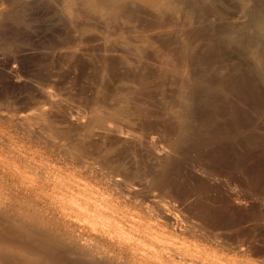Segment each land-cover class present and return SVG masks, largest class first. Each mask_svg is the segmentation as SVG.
Segmentation results:
<instances>
[{
	"label": "bare ground",
	"instance_id": "1",
	"mask_svg": "<svg viewBox=\"0 0 264 264\" xmlns=\"http://www.w3.org/2000/svg\"><path fill=\"white\" fill-rule=\"evenodd\" d=\"M31 1V0H30ZM29 1V2H30ZM52 1V0H51ZM50 1V3H51ZM264 2V0H261V2ZM35 1H33V3H35ZM231 2V1H230ZM259 0H236V6H238V8L236 10H238V14L237 15H233L232 12H230V9H234L232 8L233 5L229 4V0H58V5L56 4V6H60L59 9V14L60 17L63 19V21L68 22L72 27L75 26L76 24L78 26V24L81 23H77V21H79L80 19L82 21H84L83 23V28H79L82 27V25L78 26L79 30L77 27V29L80 31V36L77 35L74 36V38H78V40L82 41L81 37L83 33L88 32V30H91L93 28H95L96 30L98 28H100V26H96L95 24L99 25L101 23L102 24H107L108 22H110L112 25V21L117 23H114V29L116 28V24H118V20L120 21L118 15H124V17L130 18V20H132V17L137 18L138 21H144L142 23H144L145 29H149V33L148 35H152L150 34V29H156L155 31H159L158 34H163V36L160 37H165L167 35L170 34L171 37H169L167 40L171 41L168 42L172 43L171 45H173V47H171L170 45V49L168 48V46L164 45V41L165 38L163 39L164 41H161L163 44L162 48L164 49V47L168 48L167 51L165 53L164 50L166 49H162L163 50V54L162 58H163V65L162 68L164 66L163 69H165V71L170 74L172 77L171 79L173 80V84L175 83V85L177 86V88H179V90L177 91V98H175V100L177 99L178 104H176L173 101V105L174 103L176 104L175 108H173L171 114H172V118L175 122V127L173 126L171 128V130L174 128H176V130L174 131L175 133L172 132V134H174L173 136L170 137L171 132L169 134V138L168 139V143H167V148L161 147L157 150L154 149V156L155 158L159 159L158 161H160L161 163L164 160H168L170 156H173L174 158L177 156L176 154L178 153L179 150H183L181 145L183 144V142L185 141L186 138V134L188 133V131H190L191 129L194 130V126H191V117L192 112H194V110L196 111V109L194 108V106L192 107V104H194L195 102H191V100L194 98L192 97V99H190L191 97H189L190 92L192 96V90L193 89H198V87H200L202 85V74L200 73V69L197 70V68L200 66L199 64H202V60L196 62V58L197 54L195 53L194 50H196L193 47V41L191 42L189 39H187V37L189 36V32L192 30H195L194 27L191 30V26L192 25H196V27L200 26V29H203V32L205 30V32H212L214 33L215 37L217 36L219 38V40H222V43L226 46L223 45V47H225L224 50H227L226 55L223 54L222 56V49L221 47L219 49H221L222 53L221 56L222 57H226L232 53L234 54L237 53L236 49L237 47L241 48L242 51L238 52L235 55L240 56L239 61L240 63L238 65H235L231 68L229 67H222L221 66V70L220 72L223 73V69L225 71H229V73H233V71L238 70V72H242L239 73V75L241 74V76L243 75V77L246 78H252L254 79L253 82L256 83V85L262 86L264 87V4L263 2L261 3ZM12 3V0H0V23L2 24V22H4L5 20L3 18H5L6 15L9 14V10L12 9L10 8ZM32 3V2H31ZM30 3V4H31ZM21 4V3H19ZM37 4V2H36ZM43 4V3H42ZM18 5V3H17ZM20 6V5H19ZM25 6V5H24ZM23 6V7H24ZM29 6V5H28ZM41 6V5H40ZM16 7V6H15ZM14 7V8H15ZM137 7V8H136ZM201 7H203L201 9ZM10 8V9H9ZM25 8V7H24ZM30 8V7H29ZM49 8V7H48ZM135 8L136 10L132 9ZM141 8H144L146 10V8H149V11L151 10L152 13L151 16H149L146 11L148 10H142ZM22 9V8H21ZM141 9V10H139ZM202 10V11H201ZM13 11V10H12ZM58 11V10H57ZM148 13L150 14L151 11ZM201 13H199V12ZM49 12V11H48ZM55 12V11H54ZM33 13V12H32ZM199 13V14H198ZM31 14V13H30ZM50 14V13H48ZM201 14V15H200ZM232 14V15H231ZM135 15V16H134ZM200 16V17H199ZM213 16L215 18L211 19L210 17ZM59 17V18H60ZM53 18V17H52ZM121 18V17H120ZM4 20V21H1ZM32 20V19H31ZM92 20H96L95 22H100V23H95ZM135 20V19H134ZM49 21V20H48ZM57 21V20H55ZM94 22V23H91ZM217 21H219L217 23ZM43 22V21H42ZM52 22V21H50ZM88 23L87 27H84V24ZM104 22V23H103ZM107 22V23H105ZM126 24V21H121V23ZM134 22V21H133ZM7 23V22H6ZM76 23V24H75ZM122 23V24H123ZM140 24L134 25L136 27H139V25H141V22H139ZM18 24V23H17ZM109 24V23H108ZM215 24H219V25H215ZM67 25V23H66ZM110 27H113V26ZM130 25V24H127ZM143 25V24H142ZM5 26V24H4ZM45 26V25H44ZM52 26V25H51ZM56 26V25H55ZM104 26V25H103ZM119 24L117 25V29ZM121 26V25H120ZM132 26L133 28H130L128 26L124 27V28H120V33L118 34L119 30L117 33L116 30L115 32H113V35H117L114 36L112 35L113 38H115L114 43H112L110 41V38L112 37H106V38H101L103 41H99L100 45L102 47H100L101 51H99V57H103L101 58V60H103V64L104 67L102 70L105 71H109L106 67H111L110 65H107L108 63H112L114 62L115 64L121 67V71L122 68L125 70L122 73H124L123 75H121L122 77H120V81L118 82H122L121 80H126L124 81L125 83L131 79V77L133 76L131 71H135L138 70L140 67V65L142 64H147V61L151 58L149 56L146 58V55L148 56V54L146 53L150 47L154 44L150 37L148 35H146L147 33L144 30L140 31L141 35L137 34L139 30H136V28ZM50 27V26H49ZM53 27V26H52ZM75 27H73L75 29ZM98 27V28H97ZM143 27V26H142ZM142 27H139L142 28ZM147 27V28H146ZM190 27L189 32H186V28ZM22 28V27H21ZM70 28V27H69ZM127 28V29H126ZM144 28V27H143ZM23 29V28H22ZM63 29V28H62ZM59 29V30H62ZM72 29V28H71ZM72 29V31H76ZM103 29V28H102ZM109 28L108 27V31H106L107 29L105 28V31L110 35L109 32ZM11 30V29H10ZM9 30V31H10ZM69 30V29H68ZM77 30V31H78ZM99 30V29H98ZM4 31V30H3ZM24 31V30H22ZM56 31V30H55ZM101 32L104 31L100 30ZM104 31V32H105ZM154 31L155 34H153V36H151L152 38L155 37V35L157 36L156 32ZM45 32V31H44ZM64 32V31H63ZM67 31H65L64 33L66 34ZM103 32V33H104ZM152 32V31H151ZM168 34H167V33ZM193 32V31H192ZM197 33V31H195ZM1 33H3L1 31ZM7 33V32H6ZM10 33V32H9ZM13 33V31H12ZM22 33V32H21ZM27 33V32H25ZM91 33V32H89ZM115 33V34H114ZM167 35H166V34ZM193 33V34H196ZM199 33V32H198ZM197 33V34H198ZM250 33V35H249ZM5 34V33H4ZM8 34V33H7ZM46 34V33H45ZM70 34V32H69ZM75 34V33H74ZM92 34V33H91ZM112 34V32H111ZM145 34V35H144ZM200 34V33H199ZM205 34V33H204ZM11 35V34H10ZM9 35V37H10ZM40 35V34H39ZM55 35V34H54ZM63 35V34H62ZM86 35V34H85ZM101 35V34H100ZM107 35V36H109ZM201 35V34H200ZM208 35V34H207ZM34 36V35H33ZM48 36V35H47ZM64 36V35H63ZM98 36V35H97ZM111 36V35H110ZM191 36V35H190ZM213 36V35H212ZM4 37V36H3ZM32 37V36H31ZM37 37V36H36ZM66 37V36H65ZM70 37V36H69ZM68 37V38H69ZM72 37V35H71ZM86 37V36H85ZM84 37V40L87 42V38ZM88 37V36H87ZM89 37H91L89 35ZM93 37V35H92ZM96 37V36H95ZM173 37V38H172ZM206 37V36H204ZM210 37V36H209ZM207 37V39L209 38ZM214 37V38H215ZM24 38V37H22ZM43 38V37H42ZM73 38V37H72ZM100 37H96L97 41L99 40ZM170 38H172L171 40H169ZM32 39V38H31ZM89 39V38H88ZM94 39V38H93ZM95 39V40H96ZM117 39V41H116ZM155 38H153L154 40ZM162 40V38H160ZM201 39L203 40V38L201 37ZM69 40V39H68ZM114 40V39H113ZM167 40L165 42H167ZM193 40V39H192ZM195 40V39H194ZM198 40V39H196ZM213 40V39H212ZM217 40V42L219 41ZM66 41V40H65ZM71 41H75L73 39H71ZM70 41V42H71ZM80 41L78 43V41H75L78 43V45H82L84 41H82L80 44ZM91 42H94L93 40L90 39ZM156 41H158L159 43V39H157L156 37ZM173 41V42H172ZM200 41V40H199ZM210 41V40H209ZM219 41V42H220ZM69 42V43H70ZM75 42H71L70 45L75 44ZM89 42V41H88ZM87 42V43H88ZM160 42V43H161ZM195 45L196 46V41ZM207 42V41H206ZM215 43V41H213ZM216 42V43H217ZM68 43V45H69ZM153 43V44H152ZM156 42V44H158ZM159 43V44H160ZM193 43V44H192ZM203 43V42H202ZM201 43V44H202ZM215 43V44H216ZM59 44V43H58ZM90 44V43H89ZM94 44V43H93ZM143 44H152L151 46L148 45V50L145 51V55H144V50L145 48ZM155 44V48L157 46L158 51L159 48L161 47V45H156ZM166 44V43H165ZM206 44V43H205ZM219 44V43H218ZM66 45V44H65ZM64 46L65 49L69 47L68 51L66 49V52L68 53L70 50V46ZM77 45V44H76ZM84 45H87L86 43ZM175 45V47H174ZM204 45V43L202 44ZM220 45V44H219ZM218 45V46H219ZM222 45V44H221ZM234 47L235 49H233L232 47ZM234 45V46H233ZM83 46V45H82ZM80 46V50L81 47ZM88 46V45H87ZM159 46V47H158ZM210 46V45H209ZM237 46V47H236ZM73 47V46H72ZM86 47V46H85ZM89 47V46H88ZM87 47V49H89ZM154 47V46H152ZM212 47V45H211ZM57 48V47H56ZM77 49V47H75ZM84 48V47H82ZM94 48H97L94 47ZM147 48V47H146ZM174 48V49H173ZM198 48V47H197ZM209 48V47H208ZM216 48V47H214ZM232 48V49H231ZM239 48V49H240ZM52 49V48H51ZM74 49V48H71ZM85 49V48H84ZM86 49V50H87ZM98 49V48H97ZM153 49V48H152ZM160 49V50H161ZM173 49V50H171ZM210 49V48H209ZM218 49V48H217ZM54 50V49H53ZM60 50V49H59ZM63 50V48H62ZM95 50V49H94ZM146 50V49H145ZM155 50V49H153ZM157 50V49H156ZM155 50V52H156ZM198 50V49H197ZM208 50V49H207ZM235 50V51H234ZM49 51V50H47ZM52 51V50H51ZM64 51V50H63ZM79 50L76 51V54ZM98 51V50H97ZM157 51V52H158ZM173 53V51L175 52V54L177 53L176 56H174L175 54L171 55L169 54V52ZM200 51V50H199ZM205 50H203L204 53ZM214 51V50H213ZM220 51V50H219ZM239 51V50H238ZM71 52H73L71 50ZM85 52V50H84ZM117 53L116 57H110L111 54L113 53ZM152 55V50H150ZM149 52V53H150ZM154 52V53H155ZM198 52V51H197ZM202 52V50H201ZM215 52V51H214ZM57 53V52H55ZM80 53V52H79ZM90 53V52H89ZM110 53V54H109ZM153 53V54H154ZM206 53V52H205ZM211 53V52H210ZM217 53V52H216ZM220 53V52H219ZM66 54V53H65ZM72 54V53H71ZM73 54H75V51L73 52ZM72 54V55H73ZM81 54V53H80ZM86 54V53H85ZM109 56H108V55ZM202 54V53H201ZM70 55V54H68ZM87 55V54H86ZM92 55V54H91ZM157 54H155L154 56L156 57ZM160 55V54H159ZM171 55V56H170ZM207 55V54H205ZM203 55V56H205ZM212 55V54H211ZM218 55V54H217ZM244 57V59L241 57ZM3 56V55H2ZM1 56V58H2ZM10 56V55H8ZM63 56V55H61ZM71 56V55H70ZM75 56V55H74ZM80 56V55H79ZM93 56V55H92ZM143 56L148 59L146 61V63H144V59ZM174 56V59L172 58ZM216 56V55H215ZM220 56V55H219ZM232 56V55H231ZM153 57V56H152ZM178 57V58H177ZM202 57V56H201ZM200 57V58H201ZM209 56H207L208 58ZM10 58V57H9ZM49 58V56H48ZM58 58V57H57ZM65 58V57H63ZM62 58V59H63ZM68 58V56H67ZM73 58V57H71ZM176 58V59H175ZM242 58V61L240 60ZM41 59V58H39ZM158 59V58H157ZM160 59V58H159ZM206 58L204 57V60ZM220 59V58H219ZM218 59L217 62H219L220 60ZM48 60V59H47ZM56 60V59H55ZM69 60V59H68ZM162 61V59H160ZM217 60V59H216ZM222 60V59H221ZM224 60V59H223ZM238 60V59H237ZM50 61V60H49ZM85 61V60H84ZM92 61V60H91ZM110 61V62H109ZM155 61V59H154ZM207 61V60H205ZM55 62V61H54ZM88 62V61H87ZM98 62V60H97ZM152 62V61H151ZM225 62H228V60ZM230 62V61H229ZM236 62V61H235ZM48 63V62H47ZM84 63V62H83ZM119 63V64H118ZM153 63V62H152ZM161 63V62H160ZM234 63V62H233ZM51 64V63H50ZM151 64V63H150ZM149 64V65H150ZM155 64V62H154ZM159 64V61L157 63V65ZM209 64V63H208ZM207 64V65H208ZM224 64V63H221ZM245 64V66H243ZM80 65V64H79ZM84 65V64H83ZM91 65V64H90ZM160 65V66H161ZM227 65V64H226ZM230 65V64H229ZM228 65V66H229ZM10 66V65H8ZM7 66V67H8ZM35 66V65H34ZM86 66V65H84ZM83 66V67H84ZM92 66V65H91ZM115 67V65H113ZM144 66V65H143ZM147 66V65H146ZM154 66V65H153ZM152 69H154L157 66H154ZM231 66V65H230ZM56 67V66H55ZM81 67V68H83ZM88 67V66H87ZM113 67V68H114ZM218 67V66H215ZM61 68V67H60ZM77 68V67H76ZM102 68V67H101ZM112 68V69H113ZM201 68V67H200ZM208 68V67H207ZM36 69V68H35ZM48 69V68H47ZM52 69V68H51ZM56 69V68H55ZM58 69V68H57ZM65 69V68H64ZM70 69V68H69ZM80 69V68H79ZM85 69V68H83ZM95 69V68H94ZM116 69V67L114 68ZM145 69V68H144ZM142 69V70H144ZM160 69V68H158ZM161 69V71L163 70ZM204 69V68H201ZM220 69V68H218ZM59 70V69H58ZM61 71L62 68L60 69ZM68 70V69H67ZM96 70V69H95ZM100 70V69H99ZM117 70V69H116ZM115 70V71H116ZM119 70V69H118ZM142 70L140 71L142 74ZM146 70V69H145ZM205 70V69H204ZM216 70V68H215ZM0 71H2L0 69ZM35 71V70H34ZM48 71V70H47ZM51 71V70H50ZM85 71V70H84ZM83 71V72H84ZM113 71V70H112ZM127 71V72H126ZM159 71V70H158ZM160 71V72H161ZM164 71V70H163ZM203 71V70H202ZM92 72V71H91ZM117 72V71H116ZM138 72V71H137ZM145 72V71H144ZM204 72V71H203ZM217 72V71H216ZM236 72V71H235ZM234 72V73H235ZM237 72V73H238ZM34 73V72H32ZM58 73V72H56ZM104 75L105 72L103 71ZM108 73V72H107ZM110 73V71H109ZM139 73V72H138ZM155 73V72H154ZM153 73V75H154ZM157 73V72H156ZM159 73V72H158ZM164 75L166 74L165 72H163ZM221 73V74H222ZM225 73V72H224ZM224 73L221 75V77H224ZM227 73V74H226ZM225 75L230 76V74L228 75V72H226ZM42 74V73H41ZM52 74V73H51ZM50 74V75H51ZM63 74V73H62ZM120 73H118L119 75ZM6 75V74H5ZM54 75V74H53ZM83 75V74H82ZM98 75V74H97ZM96 75V76H97ZM108 75V74H107ZM113 75V73H112ZM139 75V74H138ZM219 75V76H220ZM237 75V74H236ZM29 76V75H28ZM57 76V75H56ZM77 76V75H76ZM109 76V75H108ZM107 76V77H108ZM137 76V74H136ZM135 75L132 77V79L134 77H136ZM143 75L141 76V79ZM145 76H147V74H145ZM152 76V75H151ZM159 76V75H158ZM163 76V74L161 75ZM211 76V75H209ZM227 76H225L224 78L226 79ZM233 76V74L230 76V78ZM49 78V76H47ZM87 77V76H86ZM106 77V78H107ZM114 77V76H113ZM154 77V76H153ZM215 77V76H213ZM76 78V77H75ZM78 78V77H77ZM90 78V77H89ZM93 78V77H92ZM97 78V77H96ZM117 78V77H116ZM130 78V79H129ZM149 78V77H148ZM157 78V77H155ZM165 78V77H164ZM167 78V76H166ZM165 78V79H166ZM219 78V77H218ZM223 78V79H224ZM229 78V77H228ZM235 78V77H234ZM243 78V79H244ZM60 79V78H59ZM58 79V80H59ZM83 79V78H82ZM94 79V78H93ZM104 79V77H103ZM118 79V80H119ZM136 79V78H135ZM133 79V80H135ZM139 79V77H138ZM146 81V77L144 78ZM160 79V77L158 78V80ZM164 79V80H165ZM204 79V78H203ZM207 79V78H206ZM213 79V78H212ZM210 78V80H208L209 82L212 80ZM217 79V78H216ZM215 79V80H216ZM233 79V77H232ZM232 79H230V81H232ZM238 79H242L241 77ZM236 79V82L237 80ZM251 79V80H252ZM53 80V79H52ZM116 80V79H115ZM132 80V81H133ZM140 80V79H139ZM148 80V79H147ZM162 80V79H161ZM163 80V82H164ZM213 80V81H215ZM234 80V79H233ZM248 80V79H247ZM6 81V80H5ZM45 81V80H44ZM50 81V80H49ZM80 81V80H79ZM84 81V80H83ZM112 81V80H111ZM144 80H141V82H145ZM151 81V80H150ZM155 81V80H153ZM170 82H172L171 80H169ZM204 81V80H203ZM207 81V80H206ZM226 81V80H224ZM224 81H219L217 87H219L218 89L222 92H226L230 91L229 89H232L231 87L228 89V85L225 84ZM229 81V82H230ZM243 81V80H242ZM250 80L247 81V83ZM34 82V81H33ZM103 82V81H102ZM123 82V83H124ZM136 82V81H135ZM134 82V83H135ZM138 83L140 81H137ZM149 82V81H148ZM147 82V83H148ZM157 82V80L155 81ZM160 82V80H159ZM168 82V81H167ZM166 82V83H167ZM228 82V81H226ZM235 82V83H236ZM35 83V82H34ZM44 83V82H43ZM72 83V82H71ZM86 83V81H85ZM94 84V82H92ZM97 83V82H96ZM109 83V81H108ZM158 83V82H157ZM208 83V82H207ZM211 83V82H210ZM214 83V82H213ZM252 83V81H251ZM253 83V84H254ZM31 84V83H30ZM82 84V83H81ZM102 84V83H101ZM104 84V82H103ZM137 84V83H136ZM145 84V83H144ZM156 84V83H155ZM163 84V83H162ZM212 84V83H211ZM38 85V84H37ZM87 85V84H85ZM92 85V84H91ZM96 85V84H95ZM109 85V84H108ZM107 85V86H108ZM138 85V84H137ZM142 85V84H141ZM151 85V84H149ZM148 85L147 88H149L150 86ZM154 85V84H153ZM157 85V84H156ZM169 85V84H168ZM208 85L209 84H205ZM233 85V84H232ZM236 85V84H234ZM36 86V85H35ZM43 86V85H42ZM45 86V85H44ZM93 86V85H92ZM106 86V87H107ZM124 86V85H123ZM121 86V88L123 87ZM127 85H125L122 89H120L119 91H114L113 89V94L112 92L109 93V91H106L108 93V95H106L105 93V97H108L107 99L110 100V102L108 103V100L106 98H100L101 100H99V96L100 93H103L102 91H99L100 88H98L96 90H94V97L92 100V104L91 101H89L91 105V111H90V115L88 114V119H89V123L84 122L85 120L83 117H81L82 121H76L74 119V122L76 121L78 123V125L75 124V126L78 127V129H86V134L87 136L90 134V132L92 133V131L94 130V128H102L103 130V135H107L108 133H112L113 129L116 130V128H111V126H113V124L110 126V121L116 118H123V117H128V113L126 109L128 108L125 104L127 103V101L130 98L131 103L133 104L134 99L131 100V96L129 97L128 93L130 91L131 86L129 85L127 89L126 88ZM140 86V85H138ZM144 86V85H143ZM152 86V85H151ZM160 86V85H159ZM174 86V85H173ZM172 86V87H173ZM176 86H175V90H176ZM212 86H214L212 84ZM210 86V87H212ZM243 86V84H242ZM246 86V85H245ZM32 87V85H31ZM34 87V86H33ZM40 87V86H39ZM58 87V86H57ZM89 87V86H88ZM98 87V86H97ZM100 87V86H99ZM113 87V86H112ZM118 86H116L115 88H117ZM120 87V85H119ZM118 87V88H119ZM197 87V88H196ZM239 87V86H238ZM250 87V86H249ZM252 87V86H251ZM261 87V88H262ZM42 88V87H41ZM103 88V87H102ZM101 88V89H102ZM132 88H134V86H132ZM146 88V87H144ZM154 88V87H153ZM157 88V87H155ZM240 88V87H239ZM36 89V88H35ZM82 89V87H81ZM92 89V88H91ZM96 89V88H95ZM104 90L107 88H103ZM136 89V88H135ZM141 89V87H140ZM139 89V92H140ZM164 89V88H163ZM173 89V88H172ZM192 89V90H190ZM201 89V88H200ZM254 89V88H253ZM108 90V89H107ZM133 90V89H132ZM138 90V89H137ZM143 90V89H142ZM150 90V89H149ZM162 90V87H161ZM190 90L187 94V91ZM242 90V89H241ZM244 90V89H243ZM255 90V89H254ZM264 90V89H263ZM46 91V89H45ZM92 91V90H90ZM136 91V90H135ZM133 90V93L135 92ZM144 91V90H143ZM142 91V94H143ZM166 91V90H165ZM195 91V90H194ZM197 91V90H196ZM257 91V90H256ZM255 91V92H256ZM28 92V91H27ZM39 92H41L39 90ZM115 92V95H114ZM138 92V91H137ZM145 93L147 92L146 90L144 91ZM155 92V91H154ZM171 92V91H170ZM203 92V89H202ZM237 92V91H234ZM91 93V92H90ZM89 93V94H90ZM148 93V92H147ZM156 93V92H155ZM165 93V92H162ZM175 93V91H174ZM199 93V91L197 92ZM233 93V92H232ZM258 93V92H257ZM3 94V93H2ZM6 94V93H5ZM37 94V93H36ZM86 94V93H85ZM132 94V93H130ZM158 94V93H157ZM169 94V93H168ZM228 94V93H227ZM254 94V93H253ZM260 94V93H259ZM34 95V94H33ZM69 95V94H68ZM87 95V94H86ZM118 95L121 98H115V96ZM149 95V94H148ZM156 95V94H155ZM167 95V93L165 94ZM165 95L163 94V96L165 97ZM201 95V92H200ZM215 95V94H214ZM213 95V96H214ZM236 95V94H235ZM238 95V93H237ZM236 95V96H237ZM243 94H241V97ZM7 96V95H6ZM37 96V95H36ZM43 97L45 100L44 102L40 105V98L37 100L38 103L34 104V102L32 103V106H28L26 107L25 105H22L23 102H20L21 106H25L26 109L21 110H16L17 108L15 107L16 103H14V109L9 110L8 108V112L7 114H0V121L3 119L5 122H7L8 124V129H10L8 135H3V127L2 129H0V264H127V260L128 259H132L133 261L139 262L140 264H264V247H259L254 243L250 242L247 244V241H243L242 243L239 244H235L232 245L229 242V237L224 236L226 234H224L223 229L220 228L221 223H218V221L213 218L214 216L212 214L208 213L209 211H207L206 209L208 208L207 205L201 204L198 205V203H192L186 199H182L183 197H179L178 198V194L176 198V195H174L172 197V195L170 197H172L171 201L169 200L168 196H167V202H162L161 200L156 201L154 199V201H152L150 204L149 203H144V204H137L134 201L137 200L139 197L145 196V194H147V188L146 190L144 189V184L143 182L141 183V179H143L142 177H144V179L146 178L145 175H141L135 172H131V175L133 176H126L127 174L123 171V173H125V178L127 177L129 179V176L132 180V177H137L138 176L140 178V180L138 179V182H131V180H127L125 181L122 177L123 175L120 176V173L117 175V177L115 176H110V182H106L108 183V185L105 186V182L103 183V185L105 186V188H103V197H101V193L97 192L93 189L87 188L88 186H86L85 188L81 187V183L78 181H75V179L71 181V177L69 175H67L65 173V171H63V169L61 170L59 167L54 166L52 163H50L49 161H45V158H42L41 156L38 155V152L35 150L34 152H30L31 149H27V147H25L24 145V136L25 133L27 132V135L29 136V134H31V136L33 137H38L40 134H47L46 131H42L45 130L46 127L44 125H48L50 124V122L47 124L49 119L48 117L45 116V107H44V103H47L48 105L50 104L51 107L50 109L47 108V110L49 109L51 112L52 109H54V106H60L61 107V103H59V100L56 99V96H54V94H52L49 90L45 93H40L39 97ZM59 96V95H58ZM76 96V95H75ZM89 96V95H88ZM138 96V95H137ZM141 96V95H139ZM145 96V95H144ZM151 97V95H149ZM172 96V95H171ZM174 96V94H173ZM198 96V95H197ZM205 96V95H204ZM211 96V97H213ZM233 96V95H232ZM239 96V95H238ZM237 96V97H238ZM250 96V95H249ZM4 97V95H3ZM3 97L1 98V102L4 99ZM18 97V95H17ZM129 97V98H128ZM136 96H133V98ZM143 97V96H142ZM257 97V96H256ZM10 98H13L12 96ZM15 98V97H14ZM26 98V97H25ZM35 98V97H34ZM38 98V97H36ZM73 98V97H72ZM80 98V97H79ZM83 98V97H82ZM139 98V97H137ZM144 98V97H143ZM147 99L149 97H146ZM152 98H153V94H152ZM155 98V97H154ZM171 98V97H170ZM209 98V97H208ZM219 98V96H218ZM232 98V97H231ZM259 98V97H258ZM28 99V97H27ZM31 99V98H29ZM70 99V98H69ZM78 99V98H77ZM150 99V98H149ZM148 99V102H149ZM166 99V98H163ZM173 99V97H172ZM197 98H195L196 100ZM214 99V98H212ZM244 99V97H243ZM242 99V100H243ZM16 100V99H15ZM14 100V101H15ZM22 100V99H20ZM36 100V99H34ZM43 100V99H42ZM63 100V99H62ZM71 100V99H70ZM138 100V99H137ZM141 100V98H140ZM146 100V99H143ZM161 100V99H160ZM158 100L160 103L161 101ZM169 99H167L168 101ZM174 100V99H173ZM238 100L240 101V99L238 98ZM5 101V100H4ZM8 101V100H7ZM24 101V98H23ZM136 101V100H135ZM151 101V99H150ZM164 101V100H163ZM172 100H170L171 102ZM224 101V100H223ZM229 101H231L229 99ZM237 101V100H236ZM238 101V102H239ZM245 101V100H244ZM260 101V100H259ZM264 101V100H263ZM11 102V100H10ZM18 102V101H17ZM32 101H29V103ZM61 102V101H60ZM64 103H67L66 101H63ZM74 102V101H73ZM100 102L103 103L100 104ZM145 102V101H144ZM148 102H145V104L147 105ZM206 102V101H205ZM227 102V101H226ZM232 102V101H231ZM246 102V101H245ZM251 102V101H250ZM258 102V101H256ZM6 103V102H5ZM4 103V104H5ZM108 103V104H107ZM143 103V102H142ZM156 103V102H155ZM157 103V107L158 108V104ZM167 103V102H165ZM164 103V104H165ZM204 103V102H203ZM210 103V102H209ZM233 103V102H232ZM242 103V102H241ZM244 103V102H243ZM247 103V102H246ZM8 104V102H7ZM11 104V103H10ZM24 104V103H23ZM82 104V103H81ZM110 104V105H109ZM112 104V105H111ZM129 103H127L128 105ZM144 104V105H145ZM225 104V102L223 103ZM222 104V105H223ZM236 104V103H235ZM255 104V103H254ZM30 105V104H29ZM67 105V104H66ZM69 105V104H68ZM131 105V104H129ZM136 105V104H135ZM139 105V104H138ZM141 105V104H140ZM138 106V107H145V106ZM143 105V104H142ZM149 105V104H148ZM209 105V104H208ZM228 105V104H227ZM231 105V104H230ZM240 105V104H239ZM243 105V104H242ZM3 106V104H2ZM5 106V105H4ZM40 106V107H38ZM65 106V104L63 105ZM73 106V105H72ZM133 106V105H132ZM137 106V105H136ZM135 106V107H136ZM152 106V105H151ZM156 106V105H155ZM171 106V104H170ZM169 106V104H167L168 109L171 108ZM233 106V105H232ZM236 106V105H234ZM234 106L232 108H234ZM245 106V105H244ZM255 106V105H254ZM12 107V106H11ZM24 107V108H25ZM89 107V105H88ZM101 107H103V110H101ZM130 107V106H129ZM136 107V108H138ZM160 107V106H159ZM166 107V106H165ZM163 107V108H165ZM174 107V106H172ZM216 107V106H215ZM237 107V106H236ZM241 107V106H240ZM246 107V106H245ZM2 109H4L3 107H1ZM64 108V107H63ZM67 108V107H66ZM65 108V109H66ZM134 108V106H133ZM131 108L130 111L133 109ZM139 108V109H141ZM147 108V107H145ZM153 108V107H152ZM194 108V109H193ZM231 109V111H234L233 113L231 112V115L233 117H237L239 115H237V108L236 109H232L231 107H229ZM244 108V107H243ZM253 108V107H252ZM264 108V107H263ZM262 108V109H263ZM61 109V108H60ZM77 109V108H76ZM154 109V108H153ZM167 109V110H168ZM193 109V111H192ZM224 109V108H223ZM242 109V108H241ZM240 109V111H241ZM248 109V108H247ZM6 110V109H5ZM6 110V111H7ZM46 110V111H47ZM59 110V107H58ZM74 110V109H73ZM150 110V109H149ZM148 110V111H149ZM162 110V108H161ZM210 110V109H209ZM228 110V109H227ZM246 110V109H245ZM244 110V111H245ZM250 110V109H249ZM64 112L63 110H59ZM67 111V110H66ZM80 111V110H79ZM89 111V110H88ZM97 111H101L98 114ZM135 111V108H134ZM144 112L145 109H141V112ZM159 111V109H158ZM223 111V110H222ZM262 112V110H259ZM5 111H2L1 113H3ZM48 112V111H47ZM48 112V113H49ZM53 112H55L53 110ZM69 112V111H68ZM67 112V113H68ZM71 112V111H70ZM129 112V111H128ZM138 112V111H137ZM146 112V111H145ZM154 112V111H151ZM157 112V111H156ZM168 112V111H167ZM212 112V111H211ZM230 112V111H229ZM239 112V111H238ZM243 112V111H242ZM260 112V113H261ZM52 113V112H51ZM65 113V112H64ZM66 113V114H67ZM74 113V112H73ZM132 114V111L130 112ZM147 113V112H146ZM159 113V112H158ZM169 113V112H168ZM167 113V114H168ZM196 113V112H195ZM216 113V111H215ZM221 113V112H220ZM223 113V112H222ZM246 113V111L244 112ZM55 114V113H54ZM56 114H58L56 112ZM130 114V115H131ZM135 114V112H134ZM143 114V113H142ZM149 114V113H148ZM214 114V113H213ZM227 114V113H226ZM240 114V113H239ZM49 115V114H47ZM61 115V114H60ZM71 115V114H70ZM74 115V114H73ZM80 115V113H79ZM78 115V116H79ZM166 115V114H164ZM203 115V114H202ZM205 115V114H204ZM216 115V114H215ZM214 115V117H215ZM230 115V116H231ZM237 115V116H236ZM245 115V114H243ZM252 115V114H251ZM262 115V114H261ZM264 115V114H263ZM51 116V114L49 115ZM64 117V115H62ZM69 116V115H68ZM132 116V115H131ZM136 116V114H135ZM140 114L136 117L139 118ZM149 116V115H148ZM154 116V115H153ZM163 116V114H162ZM169 117H171V115H168ZM167 116V117H168ZM195 116V115H194ZM193 116V117H194ZM213 116V115H212ZM219 116V115H218ZM231 116V117H232ZM241 116V115H240ZM57 117V116H56ZM70 117V116H69ZM192 117V118H193ZM208 117V115L206 116ZM232 117V118H233ZM248 117V115H247ZM256 117V116H255ZM51 118V117H50ZM54 118V117H52ZM71 118V117H70ZM68 118V119H70ZM87 118V117H86ZM149 118V117H148ZM199 117H197L198 120ZM242 119V117H239ZM57 119V118H56ZM80 119V118H79ZM130 120L131 118H127V120ZM137 119V118H135ZM150 119V118H149ZM155 119V118H154ZM213 119V118H212ZM236 119V118H235ZM234 119V120H235ZM245 119V118H244ZM243 119V120H244ZM262 119V118H260ZM51 120V119H50ZM63 120V119H62ZM133 120V119H132ZM131 120V121H132ZM161 120V119H160ZM172 120V121H173ZM258 120V119H257ZM59 121V120H58ZM70 121V120H69ZM72 121V120H71ZM150 121V120H148ZM153 121V120H152ZM164 121V120H163ZM171 121V120H170ZM214 121V120H213ZM245 121V120H244ZM243 121V122H244ZM250 121V119H249ZM253 121V120H252ZM259 121V120H258ZM263 121V119H262ZM55 122V121H54ZM57 122V120H56ZM60 122V121H59ZM64 122V121H62ZM68 122V120H67ZM114 122V120L112 121ZM111 122V123H112ZM124 122V121H123ZM135 122V121H134ZM142 122V120H141ZM147 121H145L146 123ZM151 122V121H150ZM149 122V123H150ZM157 122V121H155ZM196 122V121H195ZM239 122V121H238ZM115 124H117L118 122H114ZM132 123V122H131ZM140 123V122H139ZM232 123V122H231ZM230 123V124H231ZM247 123V122H246ZM57 124L60 123H55L56 125V129H57ZM72 124V125H74ZM119 124V123H118ZM133 124V123H132ZM147 124V123H146ZM152 124V123H150ZM165 124V123H164ZM172 124V123H171ZM195 124V123H194ZM237 124V123H236ZM1 125V124H0ZM54 125V126H55ZM61 125V124H60ZM64 125V124H63ZM128 125V124H127ZM138 125V122H137ZM145 125V124H144ZM159 125V124H158ZM157 125V126H158ZM167 125V123H166ZM170 125V124H169ZM221 125V123H220ZM252 125V124H251ZM263 125V124H261ZM41 126L44 127V129H41ZM70 126V125H69ZM73 127L72 129H77V127ZM118 126L119 125H115ZM124 127L126 125H123ZM146 126V125H145ZM153 126V125H152ZM201 126V124H200ZM198 127V129H200L201 127ZM243 126V123H242ZM249 126V125H248ZM5 127V126H4ZM42 127V128H43ZM130 127V125H129ZM134 127V126H133ZM132 127V128H133ZM149 127V126H148ZM151 127V126H150ZM167 127V126H166ZM192 127V128H191ZM240 127V126H239ZM246 127V126H245ZM52 128V127H51ZM58 128H60V126H58ZM63 128H67V127H62ZM120 128V127H119ZM153 128V127H151ZM159 128V127H158ZM169 128V126H168ZM204 128V127H203ZM202 128V129H203ZM212 128V127H211ZM214 128V127H213ZM238 128V127H237ZM244 128V127H243ZM248 128V127H247ZM255 128V126H254ZM261 128V127H259ZM263 128V127H262ZM54 129V128H53ZM55 129V130H56ZM69 129V127H68ZM77 129V130H78ZM122 129V128H121ZM125 129V128H124ZM128 129V128H127ZM143 129V128H142ZM155 129V126H154ZM167 129V128H166ZM197 129V130H198ZM2 130V131H1ZM47 130V129H46ZM51 130V129H50ZM49 130V132H50ZM60 130V129H59ZM59 130H57L58 132H60ZM65 130V129H63ZM62 130V131H63ZM96 130V129H95ZM94 130V131H95ZM98 130V129H97ZM97 130L95 131V135L96 134H100L102 135L101 131L99 133H97ZM123 130V129H122ZM141 130V129H140ZM144 130H147L146 127ZM161 129H159L160 131ZM168 130V131H171ZM172 130V131H173ZM213 130V129H212ZM246 130V129H245ZM244 130V131H245ZM254 130V129H253ZM7 131V129H6ZM5 131V132H6ZM54 131V130H53ZM61 131V132H62ZM118 131V130H117ZM125 131V130H124ZM133 131V129H132ZM148 131V130H147ZM154 131V130H153ZM156 131V130H155ZM158 131V130H157ZM165 131V130H164ZM163 131V132H164ZM199 131V130H198ZM203 131V130H201ZM200 131V132H201ZM216 131V130H215ZM251 131V130H250ZM4 132V134H5ZM44 132V133H43ZM52 132V131H51ZM81 131V135H82ZM116 132V131H114ZM119 132V131H118ZM123 132V131H121ZM129 132V131H128ZM127 132V133H128ZM135 132V130H134ZM217 132V131H216ZM220 132V131H219ZM243 132V131H242ZM259 132V131H258ZM257 132V133H258ZM29 133V134H28ZM53 133V132H52ZM55 133V131H54ZM64 132H62L63 134ZM84 133V132H83ZM126 133V135H127ZM136 133V132H135ZM208 133V132H206ZM211 133V132H210ZM208 134L209 136L211 134ZM251 133V132H249ZM49 134V133H48ZM61 134V135H62ZM94 134V133H93ZM92 134V136H94ZM120 134V133H119ZM140 134V133H139ZM156 134V132L154 133ZM165 134V133H164ZM246 134V133H245ZM263 134V132H262ZM41 135V136H42ZM52 136V134H49ZM59 133L56 135L59 139ZM81 135H79L81 137ZM85 135V133L83 134ZM91 135V134H90ZM96 135V137L98 136ZM113 135V133H112ZM117 137V134H115ZM144 135V134H143ZM142 135V136H143ZM161 135V134H160ZM191 135V132H190ZM207 135V136H208ZM213 135V134H212ZM215 135V134H214ZM243 135V134H242ZM255 135V134H254ZM48 136V135H47ZM46 136V139L50 142H56L58 140H54L55 139V135H54V139H50ZM76 136V135H73ZM72 136V137H73ZM92 136H90L92 138ZM162 136V135H161ZM205 136V135H204ZM263 136V135H262ZM45 137V136H42ZM71 137V136H70ZM71 137V138H72ZM84 137V136H83ZM83 137H81L83 139ZM101 138V136H99ZM113 137V136H112ZM119 140H121L122 138L125 139V137L121 134L118 135ZM131 137V135H130ZM139 137V136H137ZM136 137V138H137ZM158 137V136H156ZM167 137V136H166ZM165 137V138H166ZM206 137V136H205ZM248 137V135H247ZM69 138V137H68ZM75 138V137H74ZM99 138V139H100ZM109 137H106V139H108ZM121 138V139H120ZM127 138V137H126ZM163 137V139H165ZM263 138V137H262ZM80 139V138H79ZM88 139V137H87ZM91 140V139H88ZM97 139V138H96ZM103 138H101L102 140ZM111 139V138H110ZM113 139V138H112ZM123 139V141H124ZM131 140V138H129ZM134 139V137H133ZM132 139V140H133ZM156 139V138H155ZM159 139V138H158ZM157 139V141H158ZM34 140V139H33ZM32 140V141H33ZM72 140V139H71ZM70 140V141H71ZM75 140V139H73ZM94 140V139H92ZM114 140V139H113ZM126 140V139H125ZM128 140V139H127ZM162 140V139H161ZM192 140V139H191ZM39 141V140H38ZM45 141V140H43ZM69 144L72 143V141ZM81 141V140H80ZM84 144V140H82ZM85 141V143H86ZM107 141V140H106ZM139 141V140H138ZM137 141V143H138ZM141 141V139H140ZM139 141V142H140ZM166 141V139H165ZM66 142V141H65ZM68 142V141H67ZM74 142V141H73ZM97 142V141H96ZM95 142V143H96ZM103 142V141H102ZM105 142V141H104ZM110 142V140H109ZM151 142H153V146H154V140H152ZM186 142V141H185ZM31 143V142H30ZM39 143V142H38ZM78 143V142H77ZM90 143V141H89ZM92 143V142H91ZM94 143V142H93ZM112 143V142H111ZM116 143V141H115ZM143 143V141H142ZM159 143V142H158ZM163 143V142H162ZM188 143V142H187ZM65 144V143H64ZM73 144V143H72ZM109 144V143H108ZM105 144V145H108ZM123 144V143H122ZM120 144V145H122ZM148 144V143H147ZM166 144V143H165ZM68 144H66L67 146ZM85 145V144H84ZM87 145V143H86ZM91 145V144H90ZM94 145V144H93ZM183 145H186L185 143ZM215 145V144H214ZM65 146V150L68 154V152L70 154L73 155H77L78 156H83L80 153H76V150H82L83 152V145H71L70 148ZM70 146V145H69ZM89 146V145H88ZM140 146V145H139ZM142 146V145H141ZM148 146V145H147ZM150 146V145H149ZM152 146V145H151ZM160 146V145H159ZM189 146V144H188ZM30 147V146H29ZM61 147H63L61 145ZM87 147V146H85ZM90 147V146H89ZM99 147V146H98ZM107 147V146H106ZM109 147L112 148V146L110 145ZM138 147V146H137ZM155 147V146H154ZM187 147V146H186ZM88 148V147H87ZM108 148V147H107ZM145 148V147H143ZM148 148V147H147ZM146 148V149H147ZM153 148V147H151ZM185 148V147H184ZM189 148H191V146H189ZM63 150V148H61ZM92 149V148H91ZM99 149V148H98ZM102 149V148H101ZM108 149H105V152ZM119 149V148H118ZM120 149H122V147H120ZM169 149V150H168ZM29 150V151H28ZM85 150V149H84ZM104 150V148L102 149ZM38 151H40V149H38ZM93 151V150H92ZM147 151V150H146ZM145 151V152H146ZM185 151V150H184ZM45 152V151H44ZM58 152V151H57ZM81 152V151H79ZM81 152V153H82ZM90 152V151H89ZM99 152V151H97ZM104 152V153H105ZM143 152V151H141ZM140 152V153H141ZM152 152V151H151ZM181 152V151H180ZM87 153V152H85ZM94 153V152H93ZM100 153V152H99ZM109 153V152H108ZM115 153V152H114ZM111 153V154H114ZM139 153V152H138ZM139 153V154H140ZM48 154V153H47ZM84 154V153H83ZM98 154V153H97ZM120 154V153H119ZM118 154V155H119ZM137 154V153H136ZM181 154V153H180ZM45 155V153H44ZM43 155V157H44ZM59 155V153H58ZM63 155V154H62ZM65 155V154H64ZM92 155V153H91ZM106 155V154H105ZM148 155H151V153H149ZM121 156V155H120ZM147 156V155H146ZM205 156V155H204ZM65 157V156H64ZM77 157V156H76ZM84 157V156H83ZM102 157V155L100 156ZM104 157V158H103ZM103 159H106L105 156L103 155ZM112 157V156H111ZM118 157V156H117ZM116 157V158H117ZM124 157V156H123ZM150 157V156H149ZM196 157V156H195ZM52 158V157H51ZM75 158V157H74ZM80 159L82 157H79ZM110 156L108 157L107 161L109 160ZM128 158V155H127ZM133 158V156H132ZM146 158V157H145ZM148 158V156H147ZM146 158V159H147ZM154 158V157H153ZM100 159V158H98ZM137 159V158H136ZM151 159V157H150ZM79 160V159H78ZM78 160H76L78 162ZM84 160V159H83ZM85 160L86 156H85ZM102 160V159H101ZM131 160V159H130ZM52 161V160H51ZM68 161V160H67ZM72 161V160H71ZM88 161V160H87ZM104 161V160H103ZM111 161V158H110ZM109 161V162H110ZM145 161V160H144ZM148 161V160H147ZM157 161V160H156ZM76 162V163H77ZM84 162V161H83ZM113 162V161H112ZM110 162V163H112ZM121 162V161H120ZM124 162V161H123ZM139 162V161H138ZM153 161H150V163ZM170 162V161H169ZM85 163V162H84ZM88 163V162H87ZM99 163L96 161V164ZM104 163V162H103ZM108 163V162H107ZM119 163V162H118ZM146 163V162H145ZM161 163H157V166L154 167L155 169H159V166ZM82 164V163H81ZM95 164V163H94ZM100 164V163H99ZM109 164V163H108ZM114 164V162L112 163ZM112 164H110L109 166L111 167ZM98 165V164H97ZM97 165H93V166H97ZM116 165L117 162H116ZM178 165V163H177ZM176 165V169L177 168ZM187 165V164H186ZM61 166V165H60ZM67 166V165H66ZM71 166V164H70ZM81 166V165H80ZM107 166V165H106ZM106 166H103V168ZM108 166V167H109ZM127 166V165H126ZM131 166V165H130ZM129 166V167H130ZM179 166V165H178ZM76 167V166H75ZM117 167V166H116ZM116 167H114L116 169ZM120 167V166H119ZM136 167V166H134ZM141 167V166H140ZM149 167L151 168V166L149 165ZM173 167V166H172ZM94 168V167H93ZM99 168H101L102 170H104L102 167L99 166ZM112 168V169H114ZM133 168V167H132ZM153 168V165H152ZM82 169V168H81ZM92 169V168H91ZM96 168H94L95 170ZM98 169V167H97ZM108 170V168H106ZM118 169V168H117ZM135 169V168H134ZM145 169V168H144ZM173 169V168H172ZM84 170V169H82ZM100 170V169H99ZM126 170V169H125ZM141 170V168H140ZM67 171V170H66ZM110 171V169H109ZM108 171V172H109ZM135 171H137V169H135ZM147 171V170H146ZM175 171V169H174ZM174 171L172 170L171 172L174 174ZM83 172V171H82ZM96 172V171H94ZM105 172V170H104ZM107 172V173H108ZM111 172V171H110ZM113 172H115V170H113ZM112 172V174H113ZM120 172V171H119ZM127 172V171H126ZM153 172V171H151ZM158 172V171H157ZM176 172V171H175ZM76 173V170L75 172ZM106 173V174H107ZM122 173V172H121ZM130 173V172H129ZM134 173V174H133ZM149 173V172H148ZM105 174V175H106ZM110 174V175H112ZM144 174V172H143ZM157 174V173H155ZM170 174V173H169ZM176 174V173H175ZM180 174V173H179ZM101 175V174H100ZM150 175V177H152L154 175V173L148 174ZM152 175V176H151ZM171 176V175H170ZM80 177V176H79ZM149 177V176H148ZM165 177V175H164ZM104 178V177H103ZM173 178V177H172ZM176 178V177H175ZM102 179V178H101ZM151 179V178H148ZM145 180V182H149ZM153 180V178H152ZM151 180V182H152ZM171 180V179H170ZM169 180V181H170ZM173 180V179H172ZM175 180V179H174ZM182 180V179H180ZM134 181V180H133ZM169 181L168 184H169ZM85 182V181H84ZM144 182V183H145ZM146 182V183H147ZM154 182V181H153ZM152 182V183H153ZM174 182V181H173ZM171 182V183H173ZM179 182V181H178ZM181 182V181H180ZM90 183V182H89ZM148 183V185H149ZM150 183V184H152ZM83 184V183H82ZM154 184V183H153ZM175 184V183H174ZM147 185V184H146ZM108 186L109 187H118L123 189L122 191L125 192V196L128 195L130 198V202H124V201H120L117 200L113 197V195L109 194L107 195V191H108ZM170 188L171 186L173 187V185H169ZM168 186V188H169ZM97 187V186H96ZM149 187H152V185ZM148 187V188H149ZM167 187V186H166ZM180 187V186H179ZM178 187V188H179ZM165 188V187H164ZM169 188V189H170ZM191 188V187H190ZM167 189V188H166ZM164 191H167V190ZM204 189V188H203ZM211 189V187H210ZM171 190V189H170ZM25 191L28 192L29 194H31L32 196H34V198L37 200L35 204H38L39 200L44 197L47 196V199L50 201V204H53L55 206L54 209H57L60 211V214H62L64 217H73L75 218L78 223L76 222V224H78V226L80 228H82L83 230L87 231V228H90V230H94L96 232H101V236L105 237L108 241H109V246H111V250H116L119 249V252L122 254V258L121 260H119L117 263H112L109 262L107 260H101L100 258H98V256L94 253H88L86 252L84 249H82L83 247L81 245H78V241H76L77 245L83 250H79V247L77 249V251L73 248V245L71 244V240L70 237L68 236L67 238L65 237L64 234H60L59 231L57 232L58 234H56V232L52 231V228L49 227L48 225H46L45 223H42V221L37 220V218L35 219L34 217L30 216L29 213L26 212L25 210V206L23 205L24 203L22 202L23 200V195L25 194ZM121 191V192H122ZM149 192H151L150 190H148ZM163 191V192H164ZM174 191V190H173ZM206 191V190H205ZM214 191V190H213ZM172 192V191H170ZM175 192V191H174ZM187 192V191H186ZM211 192V190H210ZM114 193V192H113ZM152 193V192H151ZM154 193V192H153ZM162 193V192H160ZM167 193H169L167 191ZM166 193V194H167ZM176 193V192H175ZM165 194V192H164ZM171 194V193H169ZM182 194V193H181ZM204 194V193H202ZM118 195V194H117ZM148 195V194H147ZM153 195V194H152ZM152 195H150L152 197ZM192 195V194H191ZM149 196V195H148ZM147 196V198H148ZM181 196V195H180ZM183 196V195H182ZM200 196V194H199ZM157 197V195H156ZM145 198V197H144ZM161 197L159 196V199ZM166 198L165 196L163 197V199ZM216 198V197H215ZM120 199V198H119ZM133 199V200H132ZM182 199V200H181ZM187 199H189L187 197ZM193 199V198H192ZM208 199V198H207ZM132 200V201H131ZM158 200V199H157ZM206 200V199H205ZM215 200V199H214ZM149 201V200H148ZM151 201V199H150ZM161 201V202H160ZM164 201V200H163ZM197 201V200H196ZM199 201V200H198ZM211 202V201H210ZM48 203V202H47ZM130 203H133L135 205H130ZM200 203V202H199ZM222 203V202H221ZM210 204V203H209ZM41 205V204H40ZM214 205V204H213ZM53 207V206H52ZM130 207V208H129ZM28 208V207H27ZM211 210V209H210ZM34 211V210H33ZM207 211V212H206ZM52 212V211H51ZM57 212V211H56ZM218 212V211H217ZM220 212V211H219ZM41 213V212H40ZM212 213V212H211ZM59 214V213H58ZM205 214H207L208 216H206ZM50 215V214H49ZM232 215V214H231ZM219 216V215H218ZM217 216V217H218ZM50 217V216H49ZM216 217V216H215ZM264 217V216H263ZM48 218V217H47ZM66 218V219H68ZM262 218V217H261ZM45 219V218H44ZM63 219V218H62ZM237 219V218H236ZM240 219V218H239ZM47 220V219H46ZM52 220V219H51ZM59 221V220H58ZM61 221V219H60ZM63 221V220H62ZM217 221V222H216ZM220 221V220H219ZM58 223V222H57ZM67 223V222H66ZM62 224V223H61ZM68 224V223H67ZM238 224V223H237ZM231 225V224H230ZM67 226V225H66ZM76 226V225H75ZM223 225L221 224V227ZM227 226V225H224ZM230 227V226H229ZM235 227V226H234ZM225 228V227H222ZM228 230V228H226ZM225 229V230H226ZM235 229V228H234ZM246 229V228H245ZM61 230V229H60ZM221 230V231H220ZM230 230V229H229ZM54 231H57L54 230ZM65 231V230H64ZM79 231V230H78ZM92 231V232H94ZM74 232V231H73ZM88 232V231H87ZM91 232V231H90ZM91 232V233H92ZM84 233V232H83ZM82 233V234H83ZM95 233V232H94ZM227 233V231H226ZM246 233V232H245ZM67 234V233H66ZM88 234V233H87ZM97 234V233H96ZM72 235V234H71ZM86 235V234H85ZM84 235V237H85ZM244 235V234H243ZM255 235V234H254ZM233 236V235H232ZM90 238V236H87ZM94 237V235H93ZM92 238V236H91ZM97 238V237H96ZM234 238V236H233ZM73 239V238H72ZM100 239V238H99ZM104 239V238H103ZM105 239V240H106ZM240 239V238H239ZM242 239V238H241ZM80 240V239H79ZM101 240V239H100ZM236 240V239H235ZM249 240V239H248ZM251 240V239H250ZM249 240V241H250ZM74 241V240H73ZM232 241V240H231ZM238 241V240H237ZM241 241V240H240ZM106 242V241H105ZM255 242V241H254ZM73 243V242H72ZM75 243V242H74ZM101 243V241H100ZM237 243V242H236ZM80 244V243H79ZM76 245V246H77ZM87 245V244H86ZM107 245V244H106ZM97 246V245H96ZM88 247V246H87ZM104 247V246H103ZM77 248V247H76ZM90 248V247H88ZM234 248H238L239 252H234ZM86 249V248H85ZM95 249V247H94ZM99 249V248H98ZM93 250V249H92ZM91 250V251H92ZM96 250V249H95ZM94 250V251H95ZM88 251V249H87ZM98 251V250H97ZM106 252V251H105ZM112 252V251H111ZM110 252V253H111ZM118 252V251H117ZM104 253V252H103ZM101 252V255L103 254ZM99 254V253H97ZM108 254V253H107ZM109 255V254H108ZM115 255V254H114ZM106 256V255H105ZM111 256V255H110ZM243 257L244 259L240 260L237 259L236 257ZM102 257V256H101ZM107 257V256H106ZM109 257V256H108ZM116 257V256H115ZM118 257V256H117ZM233 257V258H232ZM106 259V258H105ZM111 259V258H110ZM112 259H114L112 257ZM127 259V260H126ZM117 261V260H115Z\"/></svg>",
	"mask_w": 264,
	"mask_h": 264
},
{
	"label": "rangeland",
	"instance_id": "2",
	"mask_svg": "<svg viewBox=\"0 0 264 264\" xmlns=\"http://www.w3.org/2000/svg\"><path fill=\"white\" fill-rule=\"evenodd\" d=\"M12 0V3H11V6L9 11V14L5 16V18H3L4 20H1V21H4L2 22V24L0 23V69L2 71H0V97H3L4 95V99L2 100L1 102V98H0V114H7L8 112V108L10 110L11 109H16V110H24L26 109V107L28 106H32V103L34 102V104H37L38 101L40 100L39 104H41V102L43 101L44 102V98L41 96L39 97V94L40 93H46L48 90L54 94V96H56V99L59 100V103H61V107L58 105L57 107L54 106L51 110V112H49L50 110V107L51 105L47 104V103H44V107L45 109L47 110V108H49L47 111L45 110V116L48 117L49 119L47 124L50 122V124H48L47 126L44 125L46 127L45 130H42V131H46L47 134H40L37 138L36 137H33L31 136V134H29V136L27 135V132L25 133V136H24V145L25 147H27V149H31L30 152H34L35 150L38 152V155L41 156L42 158H45L44 160L45 161H49L50 163H52L54 166L56 167H59L61 170L63 169V171H65V173L67 175H69L71 177V181L72 179L74 178L75 181H78L81 183V187L82 188H85L86 186H88L87 188H90V189H93L97 192H100L101 193V197H103V188H105L106 185H108V183L106 182H110V176H119L117 175V173L119 174L120 173V176L123 175V179L125 178V175L128 176H133L131 175V172H138L139 170V174L140 176L141 175H145V179L144 177H142L143 179L140 180V176L138 177V179L141 181V183L143 182V184L145 185L144 186V189L146 190L147 188V194L144 193L145 196H142V197H139L137 200H135L134 202L137 203V204H144V203H151L152 201L156 200V201H159L161 200L162 202H165V203H168L167 202V196L168 198L172 195V197L174 195H176L175 197L173 198H176L177 197V194H178V198L177 199H180L179 197H183L182 199H186L190 202H194V203H198V205H201L204 203V205H207V212L208 215L209 213L212 214L217 221L218 223H221L223 226L222 227H225V228H222L221 227V224H218L220 225V228L223 229V231L221 232H224V236H227L231 239H229V242L232 244V245H235V244H239V243H242L243 241H247V244L250 242L251 243H254L256 244L257 246H261V247H264V87L262 86H257L256 83L253 82L254 79L252 78H244L243 75L241 76V74L239 75V73H242V72H238V70H235L233 71V73H229V71H225L223 69V73L225 72H228V75L230 74V76L233 74V79L232 77L230 78V76H227L225 75L224 73V77L227 76V78L225 79L224 77H221V75L223 74L222 72H220V70L222 69V67L226 66V67H229L231 68L232 65L235 66V65H238L240 63L239 61V54L238 55H235L237 54L238 52L242 51V49L238 48L237 46V53L234 52V54H230V56L228 55L227 58L226 57H222L223 54L226 55V52L227 50H224L225 49V45L222 43V40L220 41L219 38L215 35L214 33L212 32H203V29L201 28L200 29V26L196 27V25H192L191 26V30L194 29L195 30H192L189 32V28H186V32L188 33L189 32V36L187 37V39H189L191 42L193 41V47L196 49L194 50L195 53L197 54V57L196 58V62L197 60L198 61H201L202 60V64H199L200 66L197 68L200 69V73L202 74V85L200 87H198V89H190L192 90V96L191 95V92H190V95L189 97H191L190 99H192V97L194 98V100L192 99L191 102H195L194 104H192V107L194 106V108L196 109V111L194 110V112H192V117H191V126L193 127L194 125V130L191 129L190 131H188V133L186 134V138H185V141L183 142V144L185 143L186 145H181L182 149L183 150H179L178 153L176 154L177 156L174 158L173 156H170L168 160H164L162 163L160 161H158L159 159L155 158L154 156V152L153 150L157 148L159 149L161 147V144H162V147L164 145L165 148H167V143H168V139L169 138V134L171 132L175 133L174 131L176 130V128H174V130L172 131L171 128L175 125V122L172 118V110L173 108H175L176 104H178V101L177 99L175 100V98H177V91L179 90V88H177V86L175 85V83L173 84V80L171 79L172 77H170L171 75L168 74L163 66L162 68V63H163V58H162V55L161 53L163 52L164 50L165 53L168 52L167 49L170 47V45L172 43H169L168 42H171V41H168L167 39L170 36L166 35L165 37H160V36H163V34H158L159 31H155L156 29H150V34H155L154 31L156 32L157 36L155 35V38L153 40V38L151 36L152 35H148V31L149 29H145V26L144 21H138L137 18L135 17H132L130 20V18H127V17H124V15H118L119 18L117 19H120V21L118 20V28H124V27H127L128 26L130 28H133L132 26L136 25L138 26V24H140L139 22H141V25H139V27H142L139 29V27H136V30H139L137 34L140 33V31H143L144 30L146 32L144 33H147L146 35H148L151 39V41L154 43H152L151 45L154 46L152 47L150 44H148L150 47V49L148 50V45L146 44H143L145 49L144 50V55L147 53L148 56L146 55V58L148 57L149 59V56L151 58V62L150 59H146L144 56L143 58L144 59V63H146L147 61V66L145 64H142L140 65L139 69L138 70H135V71H131L133 76L137 74L136 77H134L133 80L132 77L130 80H128L126 83L124 81L126 80H121L122 82H118L117 81H120V77H122L121 75H123L124 73H122L123 71H125L123 68H122V71H121V67L123 66H120L115 64L114 62H110L108 63L107 65H110L112 66L111 67V70H110V67H106L109 71H105V70H102L104 65L103 64V60H101V58L103 57H99V51H101L102 47L99 46L100 45V42L103 41L101 38H106V37H112L113 35V32H118L119 29H117V25L116 24V28L115 30L114 29V23H117V20L116 22L112 21L113 25L110 23V22H105L107 24H102L100 22H95L96 20H92L94 21L95 23H100L99 25L95 24L96 26H100V28H98L97 30L95 28L91 29V30H88V32H85L83 34H81L83 37L82 38V41L76 40V38H74V36L77 37L80 36V31L82 28H83V23L84 21H82L81 19L79 21H77V23H81V24H78V26L82 25V27H79L81 29L78 28L77 24H76V27L79 29H77L75 26V29L68 23V22H65L63 21V19L60 17V14H59V9L60 6H56V4L58 5V0H36L35 3H33V1L35 0ZM51 1V3H50ZM231 1V2H230ZM261 2V0H259ZM32 2V3H31ZM263 2V1H262ZM261 2V3H262ZM18 3V5H17ZM21 3V4H19ZM31 3V4H30ZM43 3V4H42ZM231 3V4H230ZM229 4L230 5H233L232 8H234L233 10L230 9V12H232V14L234 15H237L238 14V10H236L238 8V6H236V0H229ZM236 4V5H235ZM264 4V2H263ZM20 5V6H19ZM25 5V6H24ZM29 5V6H28ZM41 5V6H40ZM16 6V7H15ZM25 8H24V7ZM15 7V8H14ZM30 7V8H29ZM49 7V8H48ZM22 8V9H21ZM137 8V7H136ZM203 7H201L202 9ZM142 10L144 8H141ZM139 9V10H141ZM204 9V8H203ZM202 9V10H203ZM13 10V11H12ZM58 10V11H57ZM133 10H136L135 8L132 9ZM145 10V9H144ZM146 10L149 11V8ZM145 10V11H146ZM201 10V11H202ZM49 11V12H48ZM55 11V12H54ZM148 11H146V13L152 17L151 13L149 14ZM149 11V12H150ZM33 12V13H32ZM134 12V11H133ZM199 12V11H198ZM31 13V14H30ZM50 13V14H48ZM201 13V12H199ZM198 13V14H199ZM231 14V15H232ZM201 15V14H200ZM154 16V14H153ZM53 17V18H52ZM60 17V18H59ZM121 17V18H120ZM200 17V16H199ZM153 18V17H152ZM211 19H214L215 18L213 16L210 17ZM32 19V20H31ZM135 19V20H134ZM49 20V21H48ZM57 20V21H55ZM43 21V22H42ZM52 21V22H50ZM91 23H94L92 22ZM121 21H126V24H123L120 22ZM134 21V22H133ZM7 22V23H6ZM219 21H217L218 23ZM18 23V24H17ZM67 23V25H66ZM104 23V22H103ZM5 24V26H4ZM127 24H130V25H127ZM143 24V25H142ZM45 25V26H44ZM53 27H52V26ZM56 25V26H55ZM88 25V23L85 22L84 24V27L86 28ZM104 25V26H103ZM113 26V27H110V26ZM121 25V26H120ZM215 25H219V24H215ZM50 26V27H49ZM23 29H22V28ZM70 27V28H69ZM108 27L109 28H112V31L111 29H109V32H110V35L106 32L108 31ZM63 28V29H62ZM76 30V31H72V29ZM105 31V28L107 29L104 33L101 32L100 30H103ZM126 28V29H127ZM147 28V27H146ZM11 29V30H10ZM59 29H62V30H59ZM69 29V30H68ZM4 30V31H3ZM10 30V31H9ZM24 30V31H22ZM56 30V31H55ZM1 31L3 33H1ZM13 31V33H12ZM45 31V32H44ZM65 31L66 34L64 33ZM152 31V32H151ZM197 31V33L195 32ZM8 34H7V33ZM10 32V33H9ZM22 32V33H21ZM27 32V33H25ZM70 32V34H69ZM91 32V33H89ZM112 32V34H111ZM5 33V34H4ZM46 33V34H45ZM75 33V34H74ZM114 33V34H115ZM120 33V30L118 32V34ZM142 33V32H141ZM141 33L139 35H141ZM193 33H196V34H193ZM205 33V34H204ZM11 34V35H10ZM40 34V35H39ZM55 34V35H54ZM64 36H63V35ZM86 34V35H85ZM101 34V35H100ZM208 34V35H207ZM10 35V37H9ZM34 35V36H33ZM48 35V36H47ZM72 35V37H71ZM89 35L91 37H89ZM93 35V37H92ZM98 35V36H97ZM109 35V36H107ZM145 35V34H144ZM191 35V36H190ZM213 35V36H212ZM250 35V33H249ZM4 36V37H3ZM32 36V37H31ZM37 36V37H36ZM66 36V37H65ZM70 36V37H69ZM86 36V37H85ZM88 36V37H87ZM100 37L99 40L97 41L96 37ZM114 36H117L116 34L113 35ZM206 36V37H204ZM210 36V37H209ZM24 37V38H22ZM43 37V38H42ZM69 37V38H68ZM84 37L87 38V40L89 41H85L84 40ZM110 38V41L112 43H114L115 41V38ZM156 37L157 39H159V43L161 41H164L163 39L165 38V41L167 40V42H163L165 46H168V48L164 47V49L162 48V42L159 44L158 41H156ZM201 37L203 38V40L201 39ZM207 37H209L207 39ZM215 37V38H214ZM32 38V39H31ZM89 38V39H88ZM94 38V39H93ZM162 38V40L160 39ZM173 38V37H172ZM172 38H170L169 40H171ZM69 39V40H68ZM71 39L75 40V41H80V46L84 47L82 48L81 47V50L79 49L80 46L78 45L77 42L75 41H71ZM93 40L94 42H91L90 41ZM96 39V40H95ZM114 39V40H113ZM193 39V40H192ZM195 39V40H194ZM198 39V40H196ZM213 39V40H212ZM66 40V41H65ZM101 40V41H100ZM200 40V41H199ZM210 40V41H209ZM217 40H219L217 42ZM75 42V44L73 45H70L71 42ZM100 41V42H99ZM117 41V39H116ZM196 41V46L195 45V42ZM207 41V42H206ZM215 41V43L213 42ZM70 42V43H69ZM82 42V43H81ZM156 42L161 45V47L159 48V51H158V48L156 46L155 48V44ZM173 42V41H172ZM204 45H202L203 43ZM59 43V44H58ZM69 43V45H68ZM87 44V45H84V44ZM90 43V44H89ZM94 43V44H93ZM102 43V42H101ZM166 43V44H165ZM202 43V44H201ZM206 43V44H205ZM220 45H219V44ZM66 44V45H65ZM77 44V45H76ZM156 44V45H158ZM222 44V45H221ZM67 47L70 46V50L69 52L67 53L66 52V49L68 51L69 47L65 49L64 46ZM210 45V46H209ZM212 45V47H211ZM219 45V46H218ZM223 45L225 47H223ZM73 46V47H72ZM86 46V47H85ZM97 48H94L96 47ZM222 46V47H221ZM234 46V45H233ZM57 47V48H56ZM77 47V49L75 48ZM87 47L89 49H87ZM101 47V49H100ZM147 47V48H146ZM159 47V46H158ZM171 47H173V45H171ZM170 47V48H171ZM175 47V45H174ZM198 47V48H197ZM210 49H209V48ZM216 47V48H214ZM221 47V49H219ZM232 47V45H231ZM235 47V46H234ZM234 47H232L233 49H235ZM52 48V49H51ZM63 48V50H62ZM71 48H74V49H71ZM157 49L156 52L155 50L153 49ZM163 50H162V49ZM169 48V49H170ZM218 48V49H217ZM231 48V49H232ZM54 49V50H53ZM60 49V50H59ZM87 49V50H86ZM95 49V50H94ZM161 49V50H160ZM168 49V50H169ZM174 49V48H173ZM171 49V50H173ZM198 49V50H197ZM208 49V50H207ZM49 50V51H47ZM52 50V51H51ZM71 50L74 52L75 51V54H73V52H71ZM79 50L76 54V51ZM85 50V52H84ZM98 50V51H97ZM148 50V51H147ZM150 50H152V55H149L151 54ZM200 50V51H199ZM202 50V52H201ZM203 50L204 53H203ZM215 52H214V51ZM220 50V51H219ZM239 50V51H238ZM145 51H147L145 53ZM158 51V52H157ZM198 51V52H197ZM235 51V50H234ZM57 52V53H55ZM81 54H80V53ZM90 52V53H89ZM102 52V51H101ZM150 52V53H149ZM155 52V53H154ZM206 52V53H205ZM211 52V53H210ZM217 52V53H216ZM220 52V53H219ZM66 53V54H65ZM73 55H72V54ZM87 55H86V54ZM113 53V52H112ZM154 53V54H153ZM202 53V54H201ZM221 53H222V56H221ZM70 54V55H68ZM93 56H92V55ZM110 54V53H109ZM116 54L117 53H113L110 55V57H112V59L110 60H113V57L115 58L116 57ZM155 54L156 57L154 56ZM160 54V55H159ZM163 54V53H162ZM169 54L173 55L175 54V52L172 51L169 52ZM207 54V55H205ZM212 54V55H211ZM218 54V55H217ZM3 55V56H2ZM10 55V56H8ZM63 55V56H61ZM75 55V56H74ZM80 55V56H79ZM108 55V54H107ZM170 55V56H171ZM177 53L174 55L176 56ZM205 55V56H203ZM216 55V56H215ZM220 55V56H219ZM232 55V56H231ZM2 56V58H1ZM49 56V58H48ZM68 56V58H67ZM109 56V55H108ZM153 56V57H152ZM174 56L172 57L174 59ZM202 56V57H201ZM207 56H209L207 58ZM10 57V58H9ZM58 57V58H57ZM65 57V58H63ZM73 57V58H71ZM201 57V58H200ZM204 57L206 58L205 61L204 60ZM242 57V55H241ZM41 58V59H39ZM63 58V59H62ZM158 58V59H157ZM162 59V61L160 59ZM178 58V57H177ZM220 58V59H219ZM244 59V57H242ZM242 58L240 59L242 61ZM48 59V60H47ZM56 59V60H55ZM69 59V60H68ZM155 59V61H154ZM176 59V58H175ZM217 59V60H216ZM218 59L220 60L219 62ZM222 59V60H221ZM224 59V60H223ZM238 59V60H237ZM50 60V61H49ZM85 60V61H84ZM92 60V61H91ZM98 60V62H97ZM225 60L228 62H225ZM245 60V59H244ZM55 61V62H54ZM88 61V62H87ZM115 61V60H113ZM159 61V64L157 65ZM230 61V62H229ZM236 61V62H235ZM48 62V63H47ZM84 62V63H83ZM155 62V64H154ZM161 62V63H160ZM234 62V63H233ZM51 63V64H50ZM151 63V64H150ZM209 63V64H208ZM221 63H224V64H221ZM80 64V65H79ZM86 66H84V65ZM92 66H91V65ZM150 64V65H149ZM162 64V65H161ZM208 64V65H207ZM227 64V65H226ZM231 66H230V65ZM10 65V66H8ZM35 65V66H34ZM115 65L116 69H114L115 67L113 66ZM144 65V66H143ZM157 66L154 68V66ZM161 65V66H160ZM229 65V66H228ZM8 66V67H7ZM56 66V67H55ZM84 66V67H83ZM88 66V67H87ZM152 66L154 69H152ZM215 66H218V67H215ZM245 66V64L243 65ZM62 68L63 71H61L60 69ZM77 67V68H76ZM85 69H83V68ZM102 67V68H101ZM114 67V68H113ZM204 68V69H201V68ZM208 67V68H207ZM36 68V69H35ZM48 68V69H47ZM52 68V69H51ZM56 68V69H55ZM59 70H58V69ZM65 68V69H64ZM70 68V69H69ZM80 68V69H79ZM96 70H95V69ZM113 68V69H112ZM146 70H145V69ZM160 68V69H158ZM216 68V70H215ZM220 68V69H218ZM68 69V70H67ZM100 69V70H99ZM105 69V67H104ZM119 69V70H118ZM144 69V70H142ZM161 69H163L161 71ZM35 70V71H34ZM48 70V71H47ZM51 70V71H50ZM85 70V71H84ZM113 70V71H112ZM117 72H116V71ZM142 70V74H141V71ZM159 70V71H158ZM204 72H203V71ZM84 71V72H83ZM92 71V72H91ZM103 71L105 72V75L103 73ZM139 73H138V72ZM145 71V72H144ZM161 71V72H160ZM217 71V72H216ZM34 72V73H32ZM58 72V73H56ZM108 72V73H107ZM127 72V71H126ZM155 72V73H154ZM157 72V73H156ZM159 72V73H158ZM165 72L166 74L164 75ZM235 72V73H234ZM238 72V73H237ZM42 73V74H41ZM52 73V74H51ZM63 73V74H62ZM113 73V75H112ZM118 73H120L118 75ZM144 73V76L142 77L141 79V76L143 75ZM154 73V75H153ZM222 73V74H221ZM6 74V75H5ZM51 74V75H50ZM54 74V75H53ZM83 74V75H82ZM98 74V75H97ZM109 76H108V75ZM139 74V75H138ZM145 74H147V76H145ZM163 74V76H161ZM221 74V75H220ZM227 74V73H226ZM237 74V75H236ZM29 75V76H28ZM57 75V76H56ZM77 75V76H76ZM97 75V76H96ZM152 75V76H151ZM159 75V76H158ZM211 75V76H209ZM220 75V76H219ZM49 76V78L47 77ZM87 76V77H86ZM108 76V77H107ZM114 76V77H113ZM120 76V77H119ZM154 76V77H153ZM167 76V78H166ZM215 76V77H213ZM76 77V78H75ZM78 77V78H77ZM90 77V78H89ZM94 79H93V78ZM97 77V78H96ZM104 77V79H103ZM107 77V78H106ZM117 77V78H116ZM139 77V79H138ZM146 77V81H145V78ZM149 77V78H148ZM157 77V78H155ZM160 77V82L158 80V78ZM166 79H165V78ZM219 77V78H218ZM229 77V78H228ZM235 77V78H234ZM242 78V79H238V78ZM60 78V79H59ZM83 78V79H82ZM120 78V79H119ZM204 78V79H203ZM207 78V79H206ZM210 78L212 79L210 82L214 85L212 86V84L208 81L210 80ZM217 78V79H216ZM224 78V79H223ZM244 78V79H243ZM53 79V80H52ZM59 79V80H58ZM116 79V80H115ZM119 79V80H118ZM148 79V80H147ZM162 79V80H161ZM165 79V80H164ZM216 79V80H215ZM230 79H232V81H230ZM236 79L237 82H236ZM250 80L248 83L247 81ZM252 79V80H251ZM6 80V81H5ZM45 80V81H44ZM50 80V81H49ZM80 80V81H79ZM84 80V81H83ZM112 80V81H111ZM133 80V81H132ZM141 80H144L145 82H141ZM151 80V81H150ZM153 80H157V82L153 81ZM164 80V82H163ZM169 80H171L172 82H170ZM204 80V81H203ZM207 80V81H206ZM215 80V81H213ZM228 82H226V81ZM243 80V81H242ZM35 83H34V82ZM86 81V83H85ZM104 84H103V82ZM109 81V83H108ZM136 81V82H135ZM137 81H140L139 83ZM149 81V82H148ZM168 81V82H167ZM221 82V81H224L226 85H228V89L231 87H233L232 89H229L230 91H227L226 94L225 92H222L220 91L217 87L218 85V82ZM230 81V82H229ZM252 81V83H251ZM44 82V83H43ZM72 82V83H71ZM94 82V84L92 83ZM97 82V83H96ZM124 82V83H123ZM135 82V83H134ZM148 82V83H147ZM167 82V83H166ZM208 82V83H207ZM214 82V83H213ZM219 82V83H220ZM236 82V83H235ZM31 83V84H30ZM82 83V84H81ZM102 83V84H101ZM140 85V86H138ZM145 83V84H144ZM157 85H156V84ZM163 83V84H162ZM254 83V84H253ZM38 84V85H37ZM87 84V85H85ZM93 86H92V85ZM96 84V85H95ZM109 84V85H108ZM142 84V85H141ZM151 84V85H149ZM154 84V85H153ZM169 84V85H168ZM205 84H209L208 85H205ZM233 84V85H232ZM236 84V85H234ZM243 84V86H242ZM32 85V87H31ZM36 85V86H35ZM43 85V86H42ZM45 85V86H44ZM108 85V86H107ZM120 85V87H119ZM125 85L127 89V87L130 85V91L128 93L129 97L131 96V100L133 101V104L131 103L130 101V98L129 100L127 101V103L131 104V105H127V103L125 104L128 108L126 109H131L135 108V111H134V108L131 110L132 111V114L130 113V109L127 110V113H128V117H123V118H116V119H113L114 122H118L117 124H115L114 122H112L113 120L110 121V126L113 124V126H111V128H116L113 129V135L112 133H108L107 135H103V130L102 128H94V130L98 129L97 130V133H99L100 131L102 132L101 134L102 135H98L96 137L95 135V131L93 130L92 133L90 132V134L87 136L86 134V129L84 130L83 128L82 129H78L76 125H78V123L76 121H82V120H85L84 122H87L89 123V119H88V114L90 115V111L92 110L91 109V105L93 102V97L95 96L94 94L96 93V90L98 88L99 91H102L103 90V93H100V96H99V100H101L103 97L104 98H108V97H105L106 95H108V93L106 91H109L112 92L113 94V90L114 91H119L120 89H122ZM144 85V86H143ZM148 85L150 86L149 88ZM160 85V86H159ZM174 85V86H173ZM246 85V86H245ZM34 86V87H33ZM40 86V87H39ZM58 86V87H57ZM89 86V87H88ZM98 86V87H97ZM100 86V87H99ZM107 86V87H106ZM113 86V87H112ZM116 86H118L117 88H115ZM121 86H123L121 88ZM132 86H134V88H132ZM173 86V87H172ZM175 86H176V90H175ZM212 86V87H210ZM240 88H239V87ZM250 86V87H249ZM252 86V87H251ZM42 87V88H41ZM82 87V89H81ZM107 88V89H103V88ZM141 87V89H140ZM146 87V88H144ZM154 87V88H153ZM157 87V88H155ZM161 87H162V90H161ZM262 87V88H261ZM36 88V89H35ZM92 88V89H91ZM96 88V89H95ZM102 88V89H101ZM136 88V89H135ZM164 88V89H163ZM173 88V89H172ZM197 88V87H196ZM201 88V89H200ZM255 90H254V89ZM46 89V91H45ZM95 90V93H94V90ZM113 89V90H112ZM135 91L133 93V90ZM138 89V90H137ZM139 89H140V92H139ZM147 91L146 93L143 91V90ZM150 89V90H149ZM178 89V90H177ZM202 89H203V92H202ZM242 89V90H241ZM244 89V90H243ZM39 90L41 92H39ZM92 90V91H90ZM166 90V91H165ZM188 90L187 91V94H189L188 92L190 91ZM195 90V91H194ZM197 90V91H196ZM257 90V91H256ZM28 91V92H27ZM138 91V92H137ZM142 91H143V94H142ZM156 93H155V92ZM171 91V92H170ZM175 91V93H174ZM199 91V93H197ZM234 91H237V92H234ZM256 91V92H255ZM91 92V93H90ZM106 92V95L105 93ZM162 92H165V93H162ZM200 92H201V95H200ZM233 92V93H232ZM258 92V93H257ZM3 93V94H2ZM6 93V94H5ZM37 93V94H36ZM87 95H86V94ZM90 93V94H89ZM132 93V94H130ZM158 93V94H157ZM167 93V95H165ZM169 93V94H168ZM228 93V94H227ZM238 93V95H237ZM254 93V94H253ZM260 93V94H259ZM34 94V95H33ZM69 94V95H68ZM111 94V93H110ZM151 95V97L149 95ZM152 94H153V98H152ZM156 94V95H155ZM163 94L165 95V97L163 96ZM174 94V96H173ZM215 94V95H214ZM238 96H236V95ZM241 94H243L242 96L244 97H241ZM7 95V96H6ZM18 95V97H17ZM37 95V96H36ZM59 95V96H58ZM76 95V96H75ZM89 95V96H88ZM94 95V96H93ZM105 95V96H104ZM114 95H115V92H114ZM138 95V96H137ZM141 95V96H139ZM145 95V96H144ZM172 95V96H171ZM198 95V96H197ZM205 95V96H204ZM214 95V96H213ZM233 95V96H232ZM250 95V96H249ZM13 97V98H10V97ZM110 96V95H108ZM133 96H136L133 98ZM144 98H143V97ZM213 96V97H211ZM219 96V98H218ZM257 96V97H256ZM15 97V98H14ZM26 97V98H25ZM28 97V99H27ZM35 97V98H34ZM38 97V98H36ZM73 97V98H72ZM80 97V98H79ZM83 97V98H82ZM121 98L120 96L116 95L115 98ZM139 97V98H137ZM146 97H149L151 99H149V102H148V99ZM155 97V98H154ZM171 97V98H170ZM173 97V99H172ZM209 97V98H208ZM232 97V98H231ZM259 97V98H258ZM23 98H24V101H23ZM31 98V99H29ZM40 98V99H39ZM71 100H70V99ZM78 98V99H77ZM101 98V99H100ZM116 98V99H117ZM141 98V100H140ZM163 98H166V99H163ZM195 98H197L195 100ZM214 98V99H212ZM238 98L240 99V101L238 100ZM16 99V100H15ZM22 99V100H20ZM36 99V100H34ZM39 99V100H38ZM43 99V100H42ZM63 99V100H62ZM138 99V100H137ZM143 99H146V100H143ZM161 99V100H160ZM167 99H169L167 101ZM229 99L231 101H229ZM243 99V100H242ZM5 100V101H4ZM8 100V101H7ZM11 100V102H10ZM15 100V101H14ZM38 100V101H37ZM108 100V99H107ZM136 100V101H135ZM160 100L161 103L158 101ZM164 100V101H163ZM170 100H172L170 102ZM224 100V101H223ZM237 100V101H236ZM247 102H245V101ZM260 100V101H259ZM18 101V102H17ZM23 102L22 105H27L26 107L25 106H21L20 105V102ZM29 101H32L29 103ZM37 103H36V102ZM61 101V102H60ZM63 101H66L67 103H64ZM74 101V102H73ZM91 101V103L89 102ZM103 101V100H101ZM148 102L147 105L145 104V102ZM173 101L176 103H174L173 105ZM206 101V102H205ZM227 101V102H226ZM239 101V102H238ZM251 101V102H250ZM258 101V102H256ZM6 102V103H5ZM8 102V104H7ZM42 102V103H43ZM110 102V100H108V103ZM118 102V99L117 101ZM143 102V103H142ZM156 102V103H155ZM167 102V103H165ZM192 102V103H193ZM204 102V103H203ZM210 102V103H209ZM225 102V104H223ZM242 102V103H241ZM244 102V103H243ZM5 103V104H4ZM11 103V104H10ZM14 103H16L15 107L14 108ZM82 103V104H81ZM90 103V104H88ZM107 103V104H108ZM157 103H160L158 104V108L157 107ZM165 103V104H164ZM236 103V104H235ZM255 103V104H254ZM3 104V106H2ZM30 104V105H29ZM65 104V106H63ZM67 104V105H66ZM69 104V105H68ZM100 104H102L103 106V103L100 102ZM137 106H136V105ZM140 106H145V107H142L143 109H145V111L147 112H141V107H138L139 105ZM143 104V105H142ZM145 104V105H144ZM149 104V105H148ZM167 104H171V108L168 109L167 107ZM209 104V105H208ZM223 104V105H222ZM228 104V105H227ZM231 104V105H230ZM240 104V105H239ZM243 104V105H242ZM5 105V106H4ZM73 105V106H72ZM89 105V107H88ZM110 105V104H109ZM112 105V104H111ZM133 105V106H132ZM152 105V106H151ZM156 105V106H155ZM234 105V108H232ZM246 107H245V106ZM255 105V106H254ZM12 106V107H11ZM18 106H21V107H18ZM130 106V107H129ZM138 108H136V107ZM160 106V107H159ZM166 106V107H165ZM174 106V107H172ZM216 106V107H215ZM241 106V107H240ZM1 107H3L4 109H2ZM8 107V108H6ZM25 107V108H24ZM40 107V106H38ZM58 107H59V110H63L64 112L62 111H59L58 110ZM64 107V108H63ZM67 107V108H66ZM154 109H153V108ZM165 107V108H163ZM231 107L232 109H238L237 110V117H233L231 115V112L233 113L234 111L236 110H233L231 111V109L229 108ZM244 107V108H243ZM253 107V108H252ZM52 108V107H51ZM61 108V109H60ZM66 108V109H65ZM77 108V109H76ZM141 108V109H139ZM162 108V110H161ZM193 108V109H194ZM224 108V109H223ZM242 108V109H241ZM248 108V109H247ZM263 108V109H262ZM7 111H6V110ZM74 109V110H73ZM150 109V110H149ZM159 109V111H158ZM168 109V110H167ZM192 109V111H193ZM210 109V110H209ZM228 109V110H227ZM241 109V111H240ZM246 109V110H245ZM250 109V110H249ZM53 110L55 112H53ZM67 110V111H66ZM80 110V111H79ZM89 110V111H88ZM101 110H103V107H101ZM149 110V111H148ZM223 110V111H222ZM246 113H244L245 111ZM259 110H262L259 111ZM2 111H5L3 113H1ZM11 111V110H10ZM69 111V112H68ZM71 111V112H70ZM129 111V112H128ZM138 111V112H137ZM151 111H154V112H151ZM157 111V112H156ZM169 113H168V112ZM212 111V112H211ZM216 111V113H215ZM230 111V112H229ZM239 111V112H238ZM243 111V112H242ZM56 112L58 114H56ZM68 112V113H67ZM74 112V113H73ZM101 111H97V113L95 114H98L100 113ZM137 116V114L139 116L136 117L135 114ZM159 112V113H158ZM196 112V113H195ZM221 112V113H220ZM223 112V113H222ZM261 112V113H260ZM55 113V114H54ZM67 113V114H66ZM80 113V115H79ZM143 113V114H142ZM149 113V114H148ZM168 113V114H167ZM214 113V114H213ZM227 113V114H226ZM240 113V114H239ZM47 114H51V116L47 115ZM61 114V115H60ZM71 114V115H70ZM74 114V115H73ZM132 116H131V115ZM163 114V116H162ZM166 114V115H164ZM203 114V115H202ZM205 114V115H204ZM216 114V115H215ZM245 114V115H243ZM252 114V115H251ZM262 114V115H261ZM64 115V117L62 116ZM71 117H69V116ZM79 115V116H78ZM149 115V116H148ZM154 115V116H153ZM168 115H171V117H169ZM208 115V117H206ZM213 115V116H212ZM215 115V117H214ZM219 115V116H218ZM233 117H231V116ZM241 115V116H240ZM248 115V117H247ZM57 116V117H56ZM85 116V117H83ZM168 116V117H167ZM256 116V117H255ZM51 117V118H50ZM54 117V118H52ZM81 117H83L84 119H82ZM87 117V118H86ZM150 119H149V118ZM197 117L198 120H197ZM239 117H242L239 118ZM57 118V119H56ZM70 118V119H68ZM80 118V119H79ZM127 118H131L130 120ZM137 118V119H135ZM155 118V119H154ZM213 118V119H212ZM236 118V119H235ZM245 118V119H244ZM262 118V119H260ZM51 119V120H50ZM63 119V120H62ZM74 119L76 120L74 122ZM78 119V120H77ZM82 119V120H81ZM133 119V120H132ZM161 119V120H160ZM235 119V120H234ZM245 121H244V120ZM250 119V121H249ZM259 121H258V120ZM60 123V124H57V129H56V125L55 123ZM60 122H59V121ZM68 120V122H67ZM70 120V121H69ZM72 120V121H71ZM132 120V121H131ZM142 120V122H141ZM150 120V121H148ZM153 120V121H152ZM164 120V121H163ZM171 120V121H170ZM173 120V121H172ZM214 120V121H213ZM253 120V121H252ZM55 121V122H54ZM64 121V122H62ZM124 121V122H123ZM135 121V122H134ZM145 121H147L145 123ZM157 121V122H155ZM196 121V122H195ZM239 121V122H238ZM244 121V122H243ZM74 122V123H72ZM112 122V123H111ZM133 124H132V123ZM137 122H138V125H137ZM140 122V123H139ZM152 124H150V123ZM232 122V123H231ZM247 122V123H246ZM165 123V124H164ZM167 123V125H166ZM172 123V124H171ZM195 123V124H194ZM221 123V125H220ZM231 123V124H230ZM237 123V124H236ZM242 123H243V126H242ZM0 129H2L3 127V135H8L10 129H8V123L5 122L3 119L0 121ZM8 124V125H7ZM64 124V125H63ZM74 124V125H72ZM128 124V125H127ZM146 126H145V125ZM159 124V125H158ZM170 124V125H169ZM174 124V125H173ZM203 126L201 127L200 126ZM252 124V125H251ZM263 124V125H261ZM55 125V126H54ZM70 125V126H69ZM115 125H119L118 126H115ZM123 125H126L125 127ZM130 125V127H129ZM153 125V126H152ZM158 125V126H157ZM249 125V126H248ZM5 126V127H4ZM58 126H60V128H58ZM61 126L63 127H67V128H63L61 129ZM77 127V129H72L73 127ZM134 126V127H133ZM149 126V127H148ZM153 128H151V127ZM154 126H155V129H154ZM167 126V127H166ZM169 126V128H168ZM201 127L200 129H198V127ZM240 126V127H239ZM246 126V127H245ZM255 126V128H254ZM43 126H41V129H44V127L42 128ZM52 127V128H51ZM69 127V129H68ZM133 127V128H132ZM146 127V129L148 130H144ZM159 127V128H158ZM175 127V126H174ZM191 127V128H192ZM212 127V128H211ZM214 127V128H213ZM238 127V128H237ZM244 127V128H243ZM248 127V128H247ZM261 127V128H259ZM263 127V128H262ZM54 128V129H53ZM123 130H122V129ZM125 128V129H124ZM128 128V129H127ZM143 128V129H142ZM167 128V129H166ZM203 128V129H202ZM7 129V131H6ZM51 129V130H50ZM56 129V130H55ZM60 129V130H59ZM133 129V131H132ZM141 129V130H140ZM159 129H161L159 131ZM199 131H198V130ZM213 129V130H212ZM246 129V130H245ZM254 129V130H253ZM50 130V132H49ZM55 133H54V131ZM57 130H59L60 132H58ZM63 130V131H62ZM119 132H118V131ZM125 130V131H124ZM135 130V132H134ZM154 130V131H153ZM156 130V131H155ZM158 130V131H157ZM165 130V131H164ZM168 130H171V131H168ZM203 130V131H201ZM217 132H216V131ZM245 130V131H244ZM251 130V131H250ZM6 131V132H5ZM53 133H52V132ZM64 132L62 134V132ZM81 131H83L85 133V135H83L84 133L82 132V135L80 134ZM99 131V132H98ZM116 131V132H114ZM123 131V132H121ZM129 131V132H128ZM164 131V132H163ZM201 131V132H200ZM220 131V132H219ZM243 131V132H242ZM259 131V132H258ZM5 132V134H4ZM128 132V133H127ZM156 132V134H154ZM190 132H191V135H190ZM208 132V133H206ZM211 132V133H210ZM251 132V133H249ZM258 132V133H257ZM263 132V134H262ZM52 134V136L54 137L55 135V139L49 135V134ZM60 134L58 135L59 136V139H57L58 137L56 136L57 134ZM94 133V134H93ZM120 133V134H119ZM127 133V135H126ZM140 133V134H139ZM165 133V134H164ZM211 134L210 136L208 134ZM246 133V134H245ZM62 134V135H61ZM92 134L94 136H92ZM117 134V137H115ZM123 135L125 137L124 138H120L121 140H119V137L118 135ZM144 134V135H143ZM162 136H161V135ZM213 134V135H212ZM215 134V135H214ZM243 134V135H242ZM255 134V135H254ZM45 136V137H42V136ZM50 137H48V136ZM73 135H76V136H73ZM81 135V137H83V139L79 136ZM131 135V137H130ZM143 135V136H142ZM174 134L170 135L173 136ZM206 137H205V136ZM208 135V136H207ZM248 135V137H247ZM263 135V136H262ZM46 136L50 139H54V140H58L56 142H50L46 139ZM72 138H71V137ZM92 136V138L90 137ZM101 136V138H103L101 140V138L99 137ZM113 136V137H112ZM139 136V137H137ZM158 136V137H156ZM167 136V137H166ZM69 137V138H68ZM75 137V138H74ZM91 139V140H88L87 139ZM106 137H109L108 139L105 140ZM127 137V138H126ZM134 137V139H133ZM137 137V138H136ZM163 137L166 139H163ZM263 137V138H262ZM80 138V139H79ZM97 138V139H96ZM100 138V139H99ZM111 138V139H110ZM114 140H113V139ZM131 138V140L129 139ZM156 138V139H155ZM159 138V139H158ZM34 139V140H33ZM72 139V140H71ZM75 139V140H73ZM86 139L88 141H86ZM94 139V140H92ZM124 139V141H123ZM128 139V140H127ZM133 139V140H132ZM141 139V141H140ZM158 139V141H157ZM162 139V140H161ZM192 139V140H191ZM33 140V141H32ZM39 140V141H38ZM45 140V141H43ZM72 141V143L69 144V141ZM81 140V141H80ZM84 140V144H81L83 143ZM110 140V142H109ZM140 142H139V141ZM152 140H154V146H153V142H151ZM66 141V142H65ZM68 141V142H67ZM70 141V142H71ZM74 141V142H73ZM87 145H86V143ZM90 141V143H89ZM97 141V142H96ZM103 141V142H102ZM105 141V142H104ZM116 141V143H115ZM138 141V143H137ZM143 141V143H142ZM31 142V143H30ZM39 142V143H38ZM78 142V143H77ZM81 142V143H80ZM92 142V143H91ZM94 142V143H93ZM96 142V143H95ZM112 142V143H111ZM159 142V143H158ZM163 142V143H162ZM188 142V143H187ZM65 143V144H64ZM109 143V144H108ZM123 143V144H122ZM148 143V144H147ZM166 143V144H165ZM66 144H68L66 146ZM91 144V145H90ZM94 144V145H93ZM105 144H108V145H105ZM122 144V145H120ZM191 146V148H189V146ZM215 144V145H214ZM61 145L63 147H61ZM70 145V146H69ZM71 145H83L81 149H83V152L82 150H76V153H80L81 155L83 156H78L79 154L77 155H73V154H70L68 152L67 154V150L65 149V146L70 148ZM90 147H89V146ZM112 146L109 147V146ZM140 145V146H139ZM142 145V146H141ZM148 145V146H147ZM150 145V146H149ZM152 145V146H151ZM160 145V146H159ZM30 146V147H29ZM87 146V147H85ZM99 146V147H98ZM110 148L109 150H107L105 152V149H108ZM138 146V147H137ZM187 146V147H186ZM120 147H122V149H120ZM145 147V148H143ZM148 147V148H147ZM153 147V148H151ZM185 147V148H184ZM63 148V150L61 149ZM92 148V149H91ZM99 148V149H98ZM104 148V150L102 149ZM119 148V149H118ZM147 148V149H146ZM38 149H40V151H38ZM64 149L66 151H64ZM85 149V150H84ZM93 150V151H92ZM147 150V151H146ZM169 150V149H168ZM185 150V151H184ZM29 151V150H28ZM45 151V152H44ZM58 151V152H57ZM81 151V152H79ZM90 151V152H89ZM99 151V152H97ZM143 151V152H141ZM146 151V152H145ZM152 151V152H151ZM181 151V152H180ZM87 152V153H85ZM94 152V153H93ZM105 152V153H104ZM109 152V153H108ZM115 152V153H114ZM140 154H139V153ZM45 153V155H44ZM48 153V154H47ZM59 153V155H58ZM84 153V154H83ZM92 153V155H91ZM98 153V154H97ZM111 153H114V154H111ZM120 153V154H119ZM137 153V154H136ZM149 153H151V155H148ZM181 153V154H180ZM63 154V155H62ZM65 154V155H64ZM106 154V155H105ZM119 154V155H118ZM44 155V157H43ZM102 155L105 156L106 159H103L102 157H100ZM121 155V156H120ZM127 155H128V158H127ZM148 158H147V156ZM205 155V156H204ZM65 156V157H64ZM77 156V157H76ZM85 156H86V159L88 160H85ZM110 156L111 158V161H110V158L109 160L107 161L108 157ZM112 156V157H111ZM118 156V157H117ZM124 156V157H123ZM133 156V158H132ZM151 159H150V157ZM196 156V157H195ZM52 157V158H51ZM75 157V158H74ZM79 157H82L81 159ZM117 157V158H116ZM147 159H146V158ZM154 157V158H153ZM100 158V159H98ZM137 158V159H136ZM79 159V160H78ZM84 159V160H83ZM102 159V160H101ZM131 159V160H130ZM52 160V161H51ZM68 160V161H67ZM72 160V161H71ZM78 160V162L76 161ZM99 160V163L96 164V161L98 162ZM104 160V161H103ZM145 160V161H144ZM148 160V161H147ZM157 160V161H156ZM85 163H84V162ZM114 162V164L110 163V162ZM121 161V162H120ZM124 161V162H123ZM139 161V162H138ZM150 161H153L150 163ZM170 161V162H169ZM77 162V163H76ZM88 162V163H87ZM104 162V163H103ZM109 164H108V163ZM116 162L118 165H116ZM119 162V163H118ZM146 162V163H145ZM82 163V164H81ZM95 163V164H94ZM157 163H161L160 166H159V169H155L154 167L157 166ZM178 163V165H177ZM71 164V166H70ZM112 164V166L110 167L109 165ZM187 164V165H186ZM61 165V166H60ZM67 165V166H66ZM81 165V166H80ZM93 165H97V166H93ZM107 165V166H106ZM127 165V166H126ZM131 165V166H130ZM149 165L151 166V168L149 167ZM152 165H153V168H152ZM177 165V168L176 167ZM76 166V167H75ZM103 166H106V168H108V170L105 168H103L105 170H102L101 168H99ZM109 166V167H108ZM117 166V167H116ZM120 166V167H119ZM130 166V167H129ZM136 166V167H134ZM141 166V167H140ZM173 166V167H172ZM175 166V167H174ZM96 168L94 170V168ZM98 167V169H97ZM116 167V169L114 168ZM133 167V168H132ZM84 170H82V169ZM92 168V169H91ZM114 168V169H112ZM118 168V169H117ZM137 169V171H135V169ZM141 168V170H140ZM145 168V169H144ZM173 168V169H172ZM100 169V170H99ZM110 169V171H109ZM126 169V170H125ZM175 169V171H174ZM67 170V171H66ZM76 170V173H74ZM113 170H115V172H113ZM147 170V171H146ZM174 171V174L171 172V171ZM83 171V172H82ZM96 171V172H94ZM109 171V172H108ZM120 171V172H119ZM123 171L126 173H123ZM127 171V172H126ZM153 171V172H151ZM158 171V172H157ZM108 172V173H107ZM113 172V174H112ZM122 172V173H121ZM130 172V173H129ZM144 172V174H143ZM149 172V173H148ZM107 173V174H106ZM133 173V174H134ZM137 173V174H138ZM151 173H154V175L152 177H150V175L148 174H151ZM157 173V174H155ZM170 173V174H169ZM176 173V174H175ZM180 173V174H179ZM101 174V175H100ZM106 174V175H105ZM112 174V175H110ZM165 175V177H164ZM171 175V176H170ZM80 176V177H79ZM129 176V179L125 178L124 180L125 181H129L131 180ZM149 176V177H148ZM104 177V178H103ZM137 177H132V180L131 182H138V179ZM173 177V178H172ZM176 177V178H175ZM102 178V179H101ZM148 178H151V179H148ZM153 178V180H152ZM73 179V180H74ZM150 181V183H153L150 184L149 182H145V180ZM171 179V180H170ZM173 179V180H172ZM175 179V180H174ZM182 179V180H180ZM134 180V181H133ZM152 180V182H151ZM170 180V181H169ZM85 181V182H84ZM169 181V184L168 182ZM174 181V182H173ZM179 181V182H178ZM181 181V182H180ZM90 182V183H89ZM105 182V183H104ZM130 182V181H129ZM145 182V183H144ZM173 182V183H171ZM83 183V184H82ZM103 183L105 184V186L103 185ZM152 187H149V185ZM175 183V184H174ZM147 184V185H146ZM169 185H173V187ZM97 186V187H96ZM167 186V187H166ZM171 189H169L168 188ZM180 186V187H179ZM149 187V188H148ZM165 187V188H164ZM179 187V188H178ZM191 187V188H190ZM211 187V189H210ZM168 190H167V189ZM204 188V189H203ZM108 191H107V195L111 194L113 195V197L117 200H120V201H124V202H130V198L128 195L125 196V192H123L122 188L120 190V188L118 187H109L108 186ZM167 190L169 193H167V191H164V190ZM148 190H150L151 192H149ZM176 192H174V191ZM206 190V191H205ZM211 190V192H210ZM214 190V191H213ZM122 191V192H121ZM165 194H164V192ZM172 191V192H170ZM187 191V192H186ZM114 192V193H113ZM154 192V193H153ZM162 192V193H160ZM167 193V194H166ZM182 193V194H181ZM204 193V194H202ZM118 194V195H117ZM153 194V195H152ZM192 194V195H191ZM200 194V196H199ZM24 197H23V200L22 202L24 203L23 205L25 206V210L27 213H29L30 216L34 217L35 219L37 218V220L39 221H42V223H45L46 225H48L49 227L52 228V231L53 232H56V234H58L57 232L59 231V233L61 234H64L65 237L67 238L68 236L70 237V240L73 242H71V244L73 245V248L77 251L78 249V245H81L86 252H92L94 254H96L98 256V258H100L101 260H107L109 262H114V263H117L119 260H121L122 258V254L119 252V249H116L115 251L114 250H111L109 248H111V246H109V241L101 236V232H96L94 230H90V228H87V231L86 230H83L82 228H80L78 226V224H76V222L78 223V221L73 218V217H64L62 214H60V211L57 210V209H54L55 206L53 204H50V201L47 199V196H44L42 197L38 204H35L36 203V199L34 198V196H32L31 194H29L28 192L25 191V194H22ZM152 195V197L150 196ZM157 195V197H156ZM181 195V196H180ZM183 195V196H182ZM148 196V198H147ZM159 196L161 197L159 199ZM166 197L163 199V197ZM145 197V198H144ZM172 197L169 198V200L171 201ZM187 197L189 199H187ZM216 197V198H215ZM120 198V199H119ZM193 198V199H192ZM208 198V199H207ZM151 199V201H150ZM154 199V200H152ZM158 199V200H157ZM181 199V200H182ZM206 199V200H205ZM215 199V200H214ZM133 200V199H132ZM131 200V201H132ZM149 200V201H148ZM164 200V201H163ZM197 200V201H196ZM199 200V201H198ZM160 201V202H161ZM211 201V202H210ZM48 202V203H47ZM200 202V203H199ZM222 202V203H221ZM193 203V204H194ZM210 203V204H209ZM41 204V205H40ZM214 204V205H213ZM130 205H135L133 203H130ZM53 206V207H52ZM28 207V208H27ZM130 208V207H129ZM211 209V210H210ZM34 210V211H33ZM52 211V212H51ZM57 211V212H56ZM218 211V212H217ZM220 211V212H219ZM41 212V213H40ZM212 212V213H211ZM59 213V214H58ZM50 214V215H49ZM232 214V215H231ZM206 216H208L207 214H205ZM219 215V216H218ZM50 216V217H49ZM216 216V217H215ZM218 216V217H217ZM48 217V218H47ZM262 217V218H261ZM45 218V219H44ZM63 218V219H62ZM68 218V219H66ZM237 218V219H236ZM240 218V219H239ZM47 219V220H46ZM52 219V220H51ZM61 219V221H60ZM59 220V221H58ZM63 220V221H62ZM220 220V221H219ZM216 221V222H217ZM58 222V223H57ZM68 224H67V223ZM62 223V224H61ZM238 223V224H237ZM231 224V225H230ZM67 225V226H66ZM76 225V226H75ZM224 225H227V226H224ZM230 226V227H229ZM235 226V227H234ZM228 228V230L226 229ZM235 228V229H234ZM246 228V229H245ZM57 231H54L56 230ZM61 229V230H60ZM226 229V230H225ZM230 229V230H229ZM65 230V231H64ZM79 230V231H78ZM74 231V232H73ZM94 231V232H91ZM227 231V233H226ZM84 232V233H83ZM246 232V233H245ZM67 233V234H66ZM83 233V234H82ZM88 233V234H87ZM97 233V234H96ZM72 234V235H71ZM86 234V235H85ZM244 234V235H243ZM255 234V235H254ZM68 235V236H67ZM85 235V237H84ZM94 235V237H93ZM103 235V234H102ZM234 238H233V236ZM87 236H90L87 237ZM92 236V238H91ZM97 237V238H96ZM73 238V239H72ZM101 240H100V239ZM104 238V239H103ZM240 238V239H239ZM242 238V239H241ZM80 239V240H79ZM106 239V240H105ZM236 239V240H235ZM250 241H249V240ZM74 240V241H73ZM232 240V241H231ZM238 240V241H237ZM241 240V241H240ZM76 241H78V245L76 243ZM101 241V243H100ZM106 241V242H105ZM255 241V242H254ZM75 242V243H74ZM237 242V243H236ZM87 244V245H86ZM107 244V245H106ZM77 245V246H76ZM97 245V246H96ZM80 246V247H81ZM90 248H88V247ZM104 246V247H103ZM77 247V248H76ZM79 247L78 251L81 249ZM95 247V249H94ZM109 247V248H108ZM86 248V249H85ZM99 248V249H98ZM81 249V250H82ZM88 249V251H87ZM93 249V250H92ZM92 250V251H91ZM95 250V251H94ZM98 250V251H97ZM234 252H239V249L238 248H234L233 249ZM83 251V250H82ZM106 251V252H105ZM112 251V252H111ZM118 251V252H117ZM101 252L103 253L101 255ZM111 252V253H110ZM99 253V254H97ZM109 255H108V254ZM115 254V255H114ZM107 257H106V256ZM111 255V256H110ZM102 256V257H101ZM109 256V257H108ZM116 256V257H115ZM118 256V257H117ZM112 257L114 259H112ZM236 257V256H235ZM103 258V259H102ZM106 258V259H105ZM111 258V259H110ZM233 258V257H232ZM237 259H244L243 257H236ZM117 260V261H115ZM127 260V259H126ZM127 264H140L139 262H136V261H133L132 259H128L127 260Z\"/></svg>",
	"mask_w": 264,
	"mask_h": 264
}]
</instances>
